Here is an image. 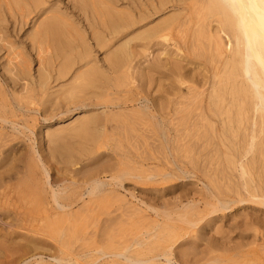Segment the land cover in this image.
<instances>
[{"label": "bare ground", "instance_id": "6f19581e", "mask_svg": "<svg viewBox=\"0 0 264 264\" xmlns=\"http://www.w3.org/2000/svg\"><path fill=\"white\" fill-rule=\"evenodd\" d=\"M51 1L52 0H0V264H29L28 260H34L36 259L35 257H40V250L42 248H48L51 244L53 243H57V247L55 246V244H53L55 247H53L54 249L57 248V252L51 256V259L54 263L56 264H70L72 262H77L78 260V254H81V253H78V254H75L73 253L72 250V247L71 245L72 244H76L78 242H81L80 244H83V247L84 249L86 248L87 245H90V247L92 249H90V247L88 246V248H86V251L87 249L89 250H92L94 251V254L95 256H97L96 260L97 259H101L102 258L105 260V256H110L111 259H109L110 261H103L105 264H264V233L261 229V231L259 232H262L261 236L259 235L260 233L258 232V230L260 229V226L263 228L264 227V217H261V216H257L256 215H247L248 212H246V215L245 217H243L244 219L241 220V221H238L236 219V222L235 221V224H229V225H222V221L223 219L226 220V215H224L223 217L220 215H218V212L219 211H225L229 208V211H230V208L236 204H246V205H243V206H247L249 203H253V204H259V205H262L264 207V174L263 175H257L256 174L254 175L252 170L253 169H258L260 168L261 170L257 171V172H260L263 170V172L261 173H264V151H263V147L261 149H258V150H255V152L253 154L252 157H250L249 160H245L244 157L246 158L248 156V154L250 153V151H248L249 153L245 154V156L242 154V152L240 151V155L238 157V162H241L240 166L241 168L243 169V171L245 172L246 171V176H249V179L247 181H244L242 182L241 186L239 184H235L234 185L232 184L231 185V181L229 182L230 185L228 187H230L233 191H231V193H228V188L226 190H224L220 184V182L218 181L219 180V177H221V181H224L227 177H230V176H227L226 178H222V170H221V164H219L217 161L216 165L218 164L219 166H209L211 168H214L216 167V171L218 170V168L220 167V170L222 172V174H220V176L218 175L217 172L219 171H215L216 174L219 176L217 177L216 175L215 177L218 178L217 182H215V177L214 175L212 174V178L213 180L209 177L210 174L206 175L205 172H202L203 174H205V176L209 177L208 180H206L205 178V182H209V179L212 180V182L214 183H210L208 185H210L211 187H208V189L206 190V192L204 190L203 193L200 194L201 191H198L202 188V185L201 187L198 189L197 187V193L199 196H197L199 198V201L198 203L196 204H182L183 202V199H184V196L181 197L182 195L185 194L184 191H182L181 189H179L180 191L184 192L181 193L182 195L178 196L179 195V192L175 191L176 188H175V183L177 182L175 179V181H173V178H181V176L183 175H188V171L183 170L182 167L179 165V163L177 161H175L176 163V166L174 165L175 163L171 162V164L169 163L168 167L171 165V167H169L170 171L166 172V173H163V174H160V172L158 173H155V171H150L149 169L148 170H145L147 168H143L142 167V170H141V173H138L140 172V170H138L137 172V169L133 170L135 172L133 173H137L135 174V176L131 173L132 170L131 168H127V169H124V170H129L128 172L124 171L123 168L121 169V165L122 166H125V164H121V163H125L126 160H124L125 162H122L120 159L118 160L119 162H117V165L119 166L120 164V169L119 168H116L112 166V170H113V173L110 180L108 181H105V180H102L100 179V177H94L95 175H93L92 173V177H90V179L88 178V180L85 182V186H83V188H86L85 189V193H82L80 195V197L76 198V196H79V194L81 193L80 190H79V185L80 184H77L78 185V190L77 193L75 188L73 189L74 191H67L66 188L63 187L62 184H60V186H62V190L61 189H55L53 188V185H51L50 181H49V171L52 169H49L46 168V163L44 162V158L45 157V153H44V150L41 149H38L36 151L35 147H33V145H28L29 146V150H28V153H29V157L32 159H30L29 161H31L32 165L34 166L33 168H30L32 167L31 166V163L30 165L28 164V167L29 169H31L30 173H35L37 172V170H39V174L42 175V177L44 176V179L41 180L42 178L39 177V179H37L35 181V178H31L29 176L30 173H29V176L28 175V172L29 170L27 171L26 167L27 164L24 166V168L26 169V171L24 170H21L23 167V165L21 166L22 168L20 169L21 172L24 171L25 174L27 172V177L24 175L23 177V174L19 176H22L20 178V180H23L22 184L23 186L21 188H19V192L17 193V197L15 199V197L12 196V194L9 192L7 185H6V182H5V179L8 178H12L13 175L16 174H10V169L9 167L5 166L4 164L7 163L8 161H13L16 162L17 161V158L16 155L14 154V148L16 145H14L13 143H15V141L19 143V135L22 134L25 130H29V128L25 125H21L19 123V119L22 118L23 116H27V115H30L32 113H42L41 111L37 110L38 108L34 109L35 106H42L44 112L43 114L46 116V111L48 110H45L44 108L48 105V103H51L50 99H52L53 97H57L59 100L57 103H61L60 101H62L61 105L63 108V106L65 108H63L65 111L63 112H66L69 114L70 110H68V106L66 105L68 103V101L70 99H67V98H71L72 97H68L69 95H66L67 98L65 97V99H67L66 103L64 102L63 104V99L61 100L60 97L58 96H62L64 95L65 93H67L69 91V86L68 84L70 83L71 84V81H73V84H74V87L76 86L75 83L77 82H86L84 84H89V86L85 87V85H82V83L78 84V86L80 87V92H85V91H88L89 90H86L88 89V87H90L89 89L90 90H93L91 91V93L89 92H85L87 93L86 98L85 96L82 97V94L80 95L79 93L77 94V96L79 95V98L81 97V99H85V100H78L77 99L75 100L77 103L74 105L73 102H71L74 106H75V109L73 110H76V109H80V108H87V107H97V106H100V104H110L112 105V103L110 102H114L113 99H115V97L113 96L112 97V94H111V99L112 101H110L108 103V100L104 97L106 96L108 90H112V87L117 83L116 81H120L121 80L122 82H125L127 80V78H130L129 77V73L130 71H128L130 69V65H131V60H133V58L136 57V54H135V50H134V46L133 45H137L139 42V40H136L135 42L137 44H132L133 40L139 38V37H142V35L145 37H143L142 39H144L143 41L146 43L148 40L149 42H151V45L152 43H156L159 42V38H162L161 37V34L165 33L163 32L162 30V27H163V24L165 25L166 21H165V18L166 15H163L164 17H161L163 18L164 20H161V22H154L155 24H153L152 26V22H151V28H146V24H144L145 22H147L148 20L150 21V18L155 15V14H158L161 10L159 8V6L161 7L160 3L161 2L159 0V2L157 0H155L156 2L159 3V6L158 4L155 5L154 3H151V9H149L148 7H145L144 5L143 6H135V8L131 7V8H127L126 10H118V8L116 7V5H112L109 3V1L107 0H81V4L80 6L76 7L75 9L78 10L84 17L85 21L87 22V25L88 27L90 28L91 30V33L89 32L90 35L93 36V41H94V44H95V41H96V45L98 44L99 47H94L97 49V48H103L105 49L106 46H110V45H114V44H111L109 43V41H117V42H120L119 45H115L116 48H114L115 50H113L112 48V52L107 54L106 55V52H105V57L103 61H105L106 63V68H104L103 70L100 68V67H97L98 65H94L93 63H91L92 61H90V59L92 58L90 55V52H89V49L88 48V44H86L85 42V37H83L81 31L78 29V25L75 24L74 22L76 21H73L71 19V17H68V13L66 11H61V7H60V10L58 11L57 9V6L58 5H55L54 3L51 4ZM114 1V0H113ZM145 1V0H144ZM148 3H149V0H147ZM146 1V2H147ZM151 1V0H150ZM154 1V0H153ZM164 1V0H163ZM162 1V3H163ZM165 1H168V0H165ZM166 5L167 2H165ZM177 1V0H176ZM180 1V0H179ZM178 1V3H179ZM188 3H193L194 1L192 0H187ZM191 1V2H190ZM197 2V0H195ZM202 3H204V5L208 6L207 8H211L212 11L211 13H215L214 11H216L217 14H215L217 17L215 18V15L211 14L210 13V9L209 10V14L212 15L215 19H213L212 17V21L209 19L211 16H208L209 20L212 22H207L209 23L208 27H210L212 25V27H210L209 29V32H208V29L205 30L204 27L202 30L199 29L198 32L201 31H204V32H208L206 33V35H208L212 46H213V51L217 52V57H218V60H220L221 62V66H223L225 69L228 68L229 69V65L230 67H233L235 69V72L234 74H229L230 76H234V78L229 77L227 76V81L228 78H232L231 80H233L234 84L232 83L231 86H229V84L227 83V81L223 79L224 82L227 83V86L229 87H223V88H220V87H217V85H226L224 83H220L217 82L215 83L216 85L214 84H211V87H210V84H209V87H210V91H208L207 95H206V100L203 101L202 99V102L201 105H197L199 102H193L192 104H195L197 106H199V108H197V112L192 108L191 111L193 112H196L195 114L194 113H190V115L194 114L195 115V119L199 120V121H205V124L207 123L206 121H208L209 123H207L206 126L209 127L208 130H210L208 133H220V131H218L215 127V123H217L218 125H220L221 129L222 130V134L220 135H223V132L226 130V132L228 131L227 129H229V131L231 130L232 132V129H230L229 127L231 126L229 123L231 122V119H237L235 121H237L238 123H240V125H244L248 123V121H246L248 118H247V115L251 113H248L249 111L250 112H258L259 110L261 111L262 110V107L264 106L262 104V102L264 101V0H201ZM200 1V2H201ZM53 2V1H52ZM70 2V1H69ZM124 2V1H123ZM170 2V1H169ZM186 0H184L183 3H185ZM195 2V3H196ZM199 2V1H198ZM125 3V2H124ZM128 3V2H127ZM143 3V2H142ZM147 3V4H148ZM163 3V4H164ZM51 4V5H50ZM69 4V3H68ZM139 4V3H138ZM162 4V5H163ZM197 4V3H196ZM194 4V5H196ZM199 4V3H198ZM119 5V4H118ZM149 5V4H148ZM165 5V4H164ZM165 5V7H166ZM170 5V4H169ZM202 5V4H200ZM77 6V5H76ZM124 6V5H123ZM203 6V5H202ZM206 6L204 7V9L201 8H197L198 10L201 9L200 11H203V16L205 15L204 13H207L205 12L206 11ZM192 7V6H191ZM197 5L195 6V9H196ZM199 7V5H198ZM162 8V7H161ZM194 8V7H193ZM191 8V13H192V9ZM64 9V7H63ZM188 9V8H187ZM196 9V10H197ZM167 11V9H166ZM169 11V10H168ZM172 11V10H171ZM171 11H169L171 14ZM78 12V13H79ZM174 12V11H173ZM178 12V11H177ZM197 12V11H196ZM199 12V11H198ZM76 12V14H78ZM165 13V12H164ZM176 13V12H175ZM184 13V12H183ZM182 13V14H183ZM194 13V12H193ZM80 14V15H81ZM167 14V12H166ZM168 14V15H169ZM177 14V13H176ZM176 14L173 15L176 17ZM180 14V13H178ZM180 14V15H182ZM187 14V13H186ZM159 15V14H158ZM194 16V14H192ZM197 15V13L195 14ZM198 15L200 16V13H198ZM197 15V16H198ZM201 15V16H202ZM172 16V15H171ZM172 16V17H173ZM178 18H179V15H177ZM191 16V15H190ZM198 18H201L199 17ZM206 16V15H205ZM207 16H206V19L203 20L204 22L208 19H207ZM170 17V16H168ZM185 17V16H184ZM186 17L189 18V21L190 23H192V20L194 19V25L196 22L197 25H199L200 21V25L201 26H204L205 23L199 19H197V17L195 16V18L193 17L192 20H190V17L189 15L187 14ZM177 18V19H178ZM184 18H182V21H183ZM196 19V20H195ZM158 20V19H157ZM170 20L174 21L175 24H176V18L175 19H171ZM186 20V18H185ZM184 20V22H185ZM199 20V21H198ZM160 21V20H159ZM170 21V22H171ZM180 20V22L183 24ZM189 21H186L187 25L185 26H190L189 24ZM196 21V22H195ZM179 22V24H180ZM140 23L144 24V26H140ZM162 23V24H160ZM169 23V22H168ZM166 23V24H168ZM204 23V25H203ZM214 23V24H213ZM29 24H32V28L31 29V32L28 31V29L26 28L27 25ZM169 25L165 26L167 27L166 30L169 31L171 28V26L175 25V24H172L169 23ZM181 24V25H182ZM84 25V24H83ZM162 25V27H161ZM196 25V27H197ZM180 26V25H179ZM184 26V27H185ZM189 26L186 27L188 28L189 30ZM206 26V25H205ZM225 26H228V32H226V30L224 29ZM80 27V26H79ZM193 27V26H192ZM207 27V28H208ZM230 27V28H229ZM164 28V27H163ZM179 29V27H177ZM199 28V27H198ZM181 29V28H180ZM193 29V28H192ZM227 29V27H226ZM131 30V32H130ZM142 30L144 31L142 33ZM177 30V29H176ZM183 30V29H181ZM181 30H178L180 32H183ZM187 30V31H188ZM196 30V28H195ZM175 31V30H174ZM177 31V33H178ZM185 30L184 35L185 33L187 32ZM197 31V30H196ZM230 31V32H229ZM130 32V33H129ZM162 32V33H161ZM179 32V34H180ZM192 32V33H191ZM190 32V36H192L191 34H195V31H192L191 30ZM194 32V33H193ZM170 33V32H169ZM188 33V32H187ZM186 33V34H187ZM203 33V32H202ZM200 32V35L202 37L200 38H204V34H202ZM196 34H198L196 32ZM165 35V34H164ZM199 35V34H198ZM198 35H193L192 37H197ZM130 36V37H129ZM163 36V35H162ZM165 36H168V33L166 32V35ZM180 36H183L180 34ZM187 37V35L185 36ZM194 37V38H195ZM207 37V36H206ZM205 37V38H206ZM207 37V38H208ZM92 38V37H90ZM89 38V39H90ZM184 38V37H183ZM198 40H204V39H199V37H197ZM225 38V39H224ZM141 39V40H142ZM155 39V42H153V40ZM158 39V40H156ZM168 39V38H167ZM166 39V41H167ZM191 39V37L189 38ZM107 40H108V43H107ZM147 40V41H146ZM163 39H161L160 41V44L158 45H162L161 42ZM186 40V38H185ZM192 40V39H191ZM188 41V42H191ZM195 40V39H194ZM197 40V39H196ZM195 40V41H196ZM198 43L199 44V42ZM208 41V39H205L204 41ZM92 41V40H91ZM164 40V42H166ZM195 41L192 40V42L195 43ZM206 41V42H207ZM142 42V45L141 47L142 48V51L138 52L136 50L137 55L139 53H142L140 54L141 57L143 55V52L145 53L146 51V46H147V43H146V46L144 45L145 43ZM182 42V41H181ZM186 42V41H184ZM191 42V43H192ZM91 43V42H90ZM116 43V42H115ZM134 43V42H133ZM141 43V42H140ZM144 43V44H143ZM183 43V42H182ZM201 43V42H200ZM157 44V43H156ZM181 44V43H180ZM185 44V43H184ZM182 44V45H184ZM189 44V43H188ZM206 44V43H205ZM192 44H190L189 46H191ZM195 44H193L192 46H194ZM200 45V44H199ZM207 45H208V42H207ZM138 46H140V44H138ZM138 46H135L138 48ZM150 46V45H148ZM157 46V45H155ZM164 46V44H163ZM162 46V47H163ZM175 46V45H174ZM203 46V44L201 45ZM209 46V45H208ZM212 46H211V49L209 48L208 52L210 50H212ZM153 48V45L151 46ZM160 47V46H159ZM178 47V46H177ZM180 47V46H179ZM184 47V46H183ZM205 47V46H204ZM100 48L99 51H101L102 49ZM149 48V47H148ZM151 48V49H152ZM156 48V47H155ZM154 48V49H155ZM165 48V47H164ZM188 48V47H187ZM195 48V46H194ZM202 48V47H200ZM208 48V47H205V49ZM117 49V50H116ZM150 49V48H149ZM150 49V50H151ZM160 49V48H159ZM180 49V48H179ZM178 49V50H179ZM190 49H193L190 47ZM108 50V49H106ZM148 50V49H147ZM158 50V49H156ZM163 50V49H161ZM165 50V49H164ZM163 50V51H164ZM182 50V49H181ZM183 50H185L183 48ZM200 50V49H199ZM149 51V50H148ZM147 51V52H148ZM152 51V50H151ZM160 51V50H159ZM166 51V50H165ZM168 51V50H167ZM176 51H177V48H176ZM190 51V50H189ZM193 51V50H192ZM198 52V55H200L199 53H202L200 51H198V46H197V50ZM195 50L193 52H196ZM202 51V50H201ZM205 51V50H204ZM209 52L210 54H214V52ZM146 52V53H147ZM154 52V51H153ZM161 52V51H160ZM170 52V51H169ZM178 52V51H177ZM175 52L176 54L180 55L179 53ZM186 52V51H184ZM191 52V51H190ZM207 52V50H206ZM145 53V54H146ZM150 53V52H149ZM148 53V54H149ZM162 53H167V52H162ZM173 53V52H172ZM74 54V56H72ZM94 54V53H92ZM104 54V53H103ZM160 54V53H158ZM170 54V53H169ZM174 54V53H173ZM175 54V55H176ZM187 54V52L185 53V55ZM195 54V53H194ZM193 54V55H194ZM197 54V53H196ZM207 55V53H204V55ZM209 54V55H210ZM215 54V56H216ZM96 55V54H94ZM158 55V58L160 57L161 59H164L167 55ZM172 55V54H171ZM171 55H168L169 57ZM175 55H174V58H175ZM93 56V55H92ZM147 56V55H146ZM145 56V57H146ZM162 56L164 58H162ZM181 56H183L181 54ZM201 56L203 57V55L201 54ZM213 56V58L211 57L210 60H214L215 57ZM91 57V58H90ZM94 57V56H93ZM139 57V56H137ZM136 57V58H137ZM140 57V58H141ZM142 57V58H143ZM167 57V58H169ZM192 57V55H191ZM197 57V56H196ZM95 58V57H94ZM102 58V59H103ZM135 58V60H136ZM157 58V56H156ZM172 59L173 56H171ZM177 59H179V56L176 57ZM195 58V57H194ZM198 58V57H197ZM200 58V57H199ZM205 58V56L203 57ZM201 58L203 61L204 59ZM138 59V58H137ZM148 59V58H147ZM154 59V58H153ZM183 59V58H182ZM180 59V60H182ZM206 59V58H205ZM209 59V58H208ZM92 60V59H91ZM134 60V61H135ZM139 60V59H138ZM142 60H145L142 59ZM156 60V59H155ZM159 60V59H158ZM167 60V59H166ZM176 60V59H175ZM180 60H177V61H180ZM185 60V63L187 62L186 61V58L184 59ZM216 60V59H215ZM214 60V62H215ZM95 61V60H94ZM134 61L132 62V64H134ZM140 61V60H139ZM162 61V60H161ZM165 61V60H164ZM183 61V60H182ZM197 61V60H196ZM199 61V60H198ZM136 62V61H135ZM141 62V61H140ZM145 62V61H144ZM157 62V61H156ZM167 62V61H166ZM164 62V63H166ZM194 62V61H192ZM207 62H210L209 60ZM213 62V61H211ZM210 62V63H211ZM36 64V69L34 71V69L32 68V65L33 64ZM97 63V62H96ZM149 63V62H148ZM169 63V62H168ZM191 63V62H190ZM198 63V62H195V64ZM206 63V61H205ZM216 63H217V60L214 65V68L216 66ZM77 64L78 66V71L74 73V75H72V77H69L71 80L68 81V83H66L64 81V79L66 77H68V75L72 72L71 70L73 69L72 67H74V65ZM140 64V63H139ZM143 64H146V63H143ZM153 64V63H152ZM161 64V63H160ZM218 64V63H217ZM105 65V64H104ZM136 65H138L136 63ZM150 65V64H149ZM156 65V64H155ZM166 66H164V70L167 68H169V65L167 66V64H164ZM171 65V64H170ZM178 65V64H177ZM175 65V66H177ZM182 65V64H181ZM180 65V66H181ZM188 65H189V62H188ZM198 65V64H196ZM202 65V64H199V66ZM211 64H209L210 66ZM220 65V64H218ZM217 65V66H218ZM34 66V65H33ZM145 66V65H143ZM146 66H148L146 64ZM151 66V65H150ZM185 66V64H184ZM192 66V65H191ZM195 66V65H194ZM194 66H192L194 68ZM213 66V65H212ZM76 67V66H75ZM131 67L133 68V66L131 65ZM178 67V66H177ZM204 67V66H202ZM138 69V66H136L134 68L133 71H135V69ZM141 68V66L139 67ZM145 67H142L141 69H143ZM159 68V67H158ZM186 68V66H185ZM184 68L185 71H189V70H186ZM191 68V69H193ZM196 68V67H195ZM210 68V72H211V68L212 67H209ZM216 68H219V67H216ZM216 68L213 69L216 71ZM75 69V68H74ZM146 69V68H145ZM144 69V70H145ZM148 69V67H147ZM153 69V68H152ZM157 69V68H156ZM160 69V68H159ZM158 69V71H159ZM170 69V68H169ZM200 69V68H199ZM206 69V68H205ZM125 73L127 72L126 76H122L123 78L121 79H116L114 81L115 84L112 83V79L110 78V76H112L113 74H117L121 71ZM139 70V69H138ZM161 70V69H160ZM168 70V69H166ZM176 70V69H175ZM197 70V69H196ZM221 70V69H220ZM71 71V72H70ZM74 71V70H73ZM76 71V70H75ZM131 71L130 72V75H132L131 73L134 74V72ZM137 71V70H136ZM185 71H182V72H185ZM192 72V70H190ZM215 71H213L212 73H215ZM233 71V70H232ZM117 72V73H116ZM122 72L121 75H124V73ZM140 72V71H138ZM143 72V70H142ZM147 72V71H146ZM154 73L156 71H153ZM161 72H163L161 70ZM180 72V70H179ZM194 74H197V71L195 73V71H193ZM192 72V73H193ZM199 72V71H198ZM202 72V71H201ZM206 72V70H205ZM209 72V71H207ZM209 72V73H210ZM220 72V71H218ZM137 73V72H136ZM157 73V72H156ZM160 73V72H159ZM165 74H167L166 72H164ZM162 73V74H164ZM175 73V72H174ZM208 73V74H209ZM112 74V75H111ZM139 74V73H138ZM142 73H140L141 75ZM169 74V73H168ZM194 74L192 77H194ZM199 74V73H198ZM202 74V73H201ZM220 74V78H221V73H218ZM223 74V73H222ZM71 75V74H70ZM110 75V76H109ZM146 75V74H145ZM144 75V76H145ZM156 75V74H155ZM158 75V73H157ZM161 75V74H160ZM171 75V74H170ZM186 75V74H185ZM188 75V74H187ZM207 75V74H206ZM206 75L205 76V80L204 82H206ZM217 75V74H216ZM225 74H223V77H224ZM134 77V75H132ZM138 76V75H137ZM153 76V75H152ZM166 76H169V75H166ZM164 76V77H166ZM177 76V75H176ZM180 76V75H179ZM189 76L192 81H193V78ZM201 76V75H200ZM204 76L202 75V77L204 78ZM212 76V74L210 75ZM215 76V75H213ZM212 76V78H213ZM226 76V75H225ZM113 77L117 78L116 75H114ZM120 77V75L118 76ZM126 77V79H124ZM157 77V76H155ZM160 77V76H159ZM163 79H167L168 77L164 78ZM183 77V75H182ZM188 78V76H185L184 78ZM199 77V76H198ZM197 77V79H198ZM201 77V79H202ZM218 77L219 80H217V77H216V80L217 81H220V78ZM113 78V79H115ZM147 78V77H146ZM154 78V77H153ZM158 78V77H157ZM162 78V77H161ZM131 79V78H130ZM129 79V80H130ZM149 79V78H147ZM169 79V78H168ZM172 79V77L170 78ZM176 77H174V80H168V82H171L173 84V82L175 81L174 85L177 86L179 85V81H176L175 80ZM181 78H178V80H180ZM195 79V77H194ZM200 79V78H199ZM198 79V81H199ZM85 80V81H84ZM134 80V79H133ZM139 80V79H138ZM182 80V79H181ZM180 80V81H181ZM185 81H187V79H184ZM196 80V79H195ZM214 80V82L216 81ZM230 80V82H231ZM64 81V82H62ZM148 81V80H147ZM146 81V82H147ZM155 81H157L155 79ZM160 81V80H159ZM158 81V82H159ZM166 80H163V82H165ZM173 81V82H172ZM183 81V80H182ZM88 82V83H87ZM122 82H120V84H123ZM128 82H132L131 81H128ZM126 81V84L128 83ZM135 82H138L137 80ZM140 82V81H139ZM167 82V81H166ZM179 82V83H177ZM195 82V81H194ZM229 82V83H230ZM119 83V82H118ZM151 83V82H150ZM153 83H156V82H153ZM160 83V82H159ZM185 83V82H184ZM188 83V82H187ZM69 84V85H70ZM71 84V85H73ZM119 85V86H115V90H116V87H122L124 88L125 85ZM145 85V83H142V85ZM158 84V83H156ZM155 84V85H156ZM190 84V83H189ZM197 84V83H195ZM70 85L71 88H73L72 86ZM141 85V84H140ZM163 86H165L166 84H161ZM160 85V86H161ZM168 85V84H167ZM171 85V84H170ZM183 85V84H182ZM203 85V83H201V86ZM213 85V86H212ZM85 88H83V87ZM154 87V84L152 85ZM158 86V85H157ZM169 86V85H168ZM176 86V87H177ZM187 86H189L188 84L185 86L186 89ZM192 86V84H191ZM190 86V87H191ZM196 86V85H195ZM195 86H192V89L191 90H195L194 87ZM199 86V85H198ZM217 88H216V87ZM222 86V85H221ZM127 87V86H126ZM125 87V88H126ZM140 87V86H139ZM142 87V86H141ZM162 87V86H161ZM167 87V86H166ZM173 87V85H172ZM200 87V86H199ZM70 88V89H71ZM118 88V89H119ZM120 88V89H122ZM124 88V89H125ZM159 88V87H158ZM169 88V87H168ZM175 88V87H174ZM178 88V87H177ZM196 88V87H195ZM201 88V87H200ZM79 89V88H77ZM81 89H85V91H82ZM144 89V87H143ZM153 89V88H151ZM156 89V87L154 88V90ZM163 89V88H161ZM171 89V88H170ZM203 89H205V84H204V88H202V90H200V92L202 91L203 92ZM147 90V89H146ZM153 90V91H154ZM158 90V89H157ZM156 90V91H157ZM173 90V89H171ZM170 90V91H171ZM177 90V89H176ZM175 90V91H176ZM179 90V89H178ZM152 91V92H153ZM162 91V90H161ZM188 91V90H187ZM193 91H192V94H193ZM197 91V94L199 93L198 91L199 90H195V92ZM219 91V92H218ZM73 92H75L73 90ZM77 92V90H76ZM124 92V91H123ZM129 92V91H128ZM146 92V91H145ZM151 92V93H152ZM159 92V91H158ZM153 92L154 93V97H156L157 95H155V93H157L158 95H160L161 97L164 96L166 93H163L164 90H163V94L161 92ZM166 92H169L168 90ZM172 92V91H171ZM177 92V91H176ZM189 92H190V89H189ZM194 92V97H195V100H196V93ZM72 93V92H70ZM117 93V92H116ZM121 93V92H120ZM152 93V94H153ZM162 95H161V94ZM173 93V92H172ZM173 94H175V92ZM180 93V91H179ZM188 93V92H187ZM191 93V92H190ZM190 93L188 94L189 96ZM218 93V95H217ZM74 95V93H72ZM84 94V93H83ZM114 94V93H113ZM119 94V93H117ZM178 94V93H177ZM181 94V93H180ZM180 94H178V97L181 96ZM201 93H199L198 95H200ZM220 94V95H219ZM147 95V94H146ZM170 95V94H169ZM192 95V96H193ZM203 95V93L201 94ZM218 96L219 98H217L216 96ZM76 95H74L73 99L75 98ZM76 96V97H77ZM89 96V97H88ZM104 98V102H105V99L107 100V102H97V101H100L99 97L101 98L102 100V97ZM150 96V95H149ZM148 96V98H149ZM153 95H151L152 97ZM177 97V95H175ZM186 96V94L184 95ZM187 96V97H189ZM109 97V96H108ZM166 97V96H164ZM193 97V98H194ZM200 97V96H199ZM198 97V98H199ZM203 97V96H202ZM216 99H215V98ZM98 98V99H97ZM117 98V97H116ZM124 98V96L122 97ZM137 98V97H136ZM167 98V103L166 105H168V103L170 104L172 101H176L177 100L175 99V97L171 100L168 98V96L166 97ZM183 98V96H182ZM92 99H96L97 101L96 102H92L93 100ZM119 99V98H118ZM128 99V98H127ZM127 99L125 98V100L127 101ZM139 99V97L137 98ZM146 99V98H145ZM150 99V98H149ZM156 99V98H154ZM160 99H164V98H160ZM168 99L171 101L168 102ZM181 99V98H180ZM134 100V98H133ZM132 100V101H133ZM148 100V99H147ZM152 100V99H151ZM182 100V99H181ZM191 100V99H190ZM54 101V100H53ZM71 101V100H70ZM69 101V102H70ZM122 102V100H120ZM125 101V103H126ZM131 101V102H132ZM146 101V100H145ZM156 101V100H154ZM153 101V102H154ZM159 101V99H158ZM89 102V103H88ZM124 102V101H123ZM122 102V103H123ZM161 102H163V100H161ZM166 102V100H165ZM180 102V101H179ZM189 102V101H187ZM187 102H185V104L187 105ZM204 102V103H203ZM71 103H68V105H70ZM117 103V101H116ZM120 103V102H119ZM127 103H130L129 101H127ZM138 103V102H136ZM140 103V102H139ZM157 103V102H155ZM178 103V102H177ZM191 103V102H189ZM115 104V103H114ZM121 104V103H120ZM180 104V103H179ZM184 104V103H183ZM50 105V104H49ZM48 105V106H49ZM52 105V104H51ZM54 105H57V104H54ZM143 105V104H142ZM149 105V104H148ZM171 105V104H170ZM173 105V104H172ZM195 105V106H196ZM263 105V106H262ZM144 106V105H143ZM151 106V105H150ZM161 106V105H160ZM177 106V105H176ZM174 106V107H176ZM180 106V105H179ZM188 106V105H187ZM191 106V105H190ZM117 108H120L121 106L120 105H117L116 106ZM156 107V106H155ZM158 107V106H157ZM165 107V106H164ZM178 107V106H177ZM181 107V106H180ZM249 107V108H248ZM41 108V109H42ZM56 108V107H55ZM55 108L53 110H55ZM58 108V107H57ZM109 108V107H108ZM143 108V107H142ZM145 108H148V107H145ZM162 110H163V106L161 107ZM167 108V107H166ZM264 108V107H263ZM59 109V108H58ZM94 109V108H93ZM135 109L137 108H134V111H136ZM139 109V108H138ZM157 109V108H156ZM159 109V107H158ZM157 109V110H158ZM176 109V108H175ZM179 109V107H178ZM177 109V110H178ZM188 108H186V111H187ZM191 109V108H190ZM188 109V110H190ZM73 110H72V113H73ZM102 110V109H101ZM122 110V109H121ZM120 110V111H121ZM125 110V109H124ZM132 109L130 108L129 111H131ZM173 110V108H172ZM182 110V108H181ZM180 110V111H181ZM80 111V110H79ZM84 111V109H83ZM89 111V109L87 110ZM105 112V109L103 110ZM116 111V110H114ZM113 111V112H114ZM141 111V110H140ZM159 111V110H158ZM168 111V110H167ZM167 111H163L162 113L165 114V116H167ZM49 112H50V109H49ZM56 112V111H55ZM58 112V111H57ZM56 112V113H57ZM90 112V111H89ZM93 112V110H92ZM95 112V110H94ZM111 111H109L110 113ZM119 111L117 110V114ZM122 112L124 111H121V114ZM98 113V111H97ZM100 113H102V111H100ZM109 113L107 114V116L109 115ZM125 113V112H124ZM128 113V111H127ZM138 113L140 114V112L138 111ZM167 113V114H166ZM172 113V112H171ZM188 113V111L186 112ZM42 114V116H43ZM82 114V113H81ZM85 114V113H84ZM92 114V113H91ZM99 114V113H98ZM113 113H111L109 116H111ZM119 114L121 117L119 116H114V117H119L122 118V115ZM133 114V115H132ZM132 114L129 113V115H132V116H135L137 114L134 115V112L132 111ZM159 114V113H158ZM161 114V112H160ZM174 115L177 116V114H175V112L173 113ZM253 114V113H252ZM48 115H51V114H48ZM61 115V114H60ZM59 115V117H60ZM65 115V114H64ZM70 115V114H69ZM76 115V114H75ZM83 115V114H82ZM95 115V116H94ZM93 116L89 117L88 120H87V123H85L84 121V124L82 123V126H80L81 124V120L85 119V118H82L80 119V123L77 122V120L74 122V121H71L73 123H76V125L79 123L78 126L80 127H76L75 129L74 128H71L72 126L74 127V125L71 124V129L74 130L73 132H71V129H70V132L71 133H76V129L80 130L83 132V134H85V132H87L88 135H86L87 137H89V133L92 132L91 128L95 126L94 122L97 121V117L96 116L97 114L94 113ZM127 114V117L129 116ZM148 116V113L145 114V116ZM153 115V113H152ZM186 115L185 113H183V116ZM189 115V114H188ZM189 115V116H190ZM264 115V113H263ZM261 115V117L264 118V116ZM33 116V115H32ZM31 115L28 116V119L27 117H24L25 120H29L30 118L29 117H32ZM66 116V115H65ZM68 116V115H67ZM89 116V114H88ZM105 116L107 119L109 117ZM146 116V118H147ZM164 116V117H165ZM170 116L169 118L172 119L174 118L172 115H168ZM171 116L173 118H171ZM187 116V115H186ZM254 116V114H253ZM257 116V115H256ZM57 117V116H55ZM63 117V116H62ZM69 117V116H68ZM87 117V116H86ZM127 117H124V119H126ZM130 117V116H129ZM128 117V118H129ZM138 117V116H137ZM136 117V118H137ZM139 117H142L143 119L145 118L144 116H139ZM163 117V118H164ZM177 117H180L177 116ZM176 117V119H178ZM181 117H182V113H181ZM251 118V116H249ZM34 119V117H32ZM31 118V119H32ZM42 118V117H41ZM65 118V117H64ZM63 118V119H64ZM67 118V117H66ZM72 118V116H71ZM78 118V117H77ZM99 118V117H98ZM101 118H104L101 117ZM113 118V115L110 119ZM128 118L126 119V121H129ZM152 118V117H151ZM214 118H216V120L218 119V122H214ZM262 118V119H263ZM46 119V118H44ZM48 119V117H47ZM50 119V118H49ZM87 119V118H86ZM85 119V121H86ZM130 119V118H129ZM135 119V118H133ZM141 120V121H144V120H147V119H144V120ZM161 119H162V116H161ZM168 119V118H166ZM181 120H183L182 118H180ZM189 119H191V116L189 117ZM246 119V120H245ZM23 120V118H22ZM35 120V119H34ZM53 120V119H52ZM59 120V119H58ZM66 120V119H65ZM75 120V119H74ZM103 121V119H101ZM115 120H117V118H114V121L112 120H108V121H112V122H115V123H118L116 122ZM122 119H120V124L122 125ZM137 120L136 121H133L131 120L132 122H127L125 123L124 121V125L126 126V124H132L133 125V122H136L135 124L138 125L137 123L138 122H141L139 121L138 119H135ZM150 120V119H149ZM152 120V119H151ZM155 120V119H153ZM152 120V121H153ZM180 120V121H181ZM186 119H184L185 121ZM193 120V118H192ZM196 120V121H197ZM210 120V121H209ZM249 120V119H248ZM257 120V119H256ZM37 121V120H36ZM36 121L34 123H36ZM48 121V120H47ZM60 121V120H59ZM69 121V120H68ZM100 121V118L99 120ZM101 121V122H102ZM107 121V122H108ZM119 121V120H117ZM164 121V120H163ZM168 121V120H167ZM195 120L194 121H191L192 123L193 122H196ZM198 121V123H199ZM212 121V122H211ZM246 123H245V122ZM24 122V121H23ZM33 122V120L30 121V123ZM105 122V123H107ZM145 122V121H144ZM150 122V121H149ZM148 122V123H149ZM176 122V121H174ZM172 122V126H173V123ZM188 122V121H187ZM186 122V125L190 122L187 123ZM200 122V125L198 124V126H202L203 123L201 124ZM233 122V121H232ZM244 122V124H243ZM254 122V121H253ZM252 122V123H253ZM42 123V122H41ZM44 123V122H43ZM146 123V122H145ZM165 123V122H164ZM167 123V122H166ZM169 123V122H168ZM181 123V122H180ZM235 123V122H234ZM237 123V124H238ZM55 124V123H54ZM53 124V125H54ZM57 124V123H56ZM91 124H94L93 126ZM97 124V123H96ZM109 124V122H108ZM140 124V123H139ZM147 124V123H146ZM156 124V123H155ZM171 124V123H170ZM182 124V123H181ZM184 124V123H183ZM182 124V125H183ZM195 124V123H194ZM197 124V123H196ZM236 124V125H237ZM249 124V123H248ZM256 124V122H255ZM27 125V124H26ZM29 125V124H28ZM52 125V124H51ZM52 125V126H53ZM62 125V124H61ZM112 125V124H111ZM116 125V124H114ZM113 126L116 127V126ZM136 125H133L134 127H137ZM150 125V124H149ZM180 125V124H179ZM178 125V126H179ZM230 125V126H229ZM235 125V124H234ZM235 125V126H236ZM245 125V126H246ZM32 126H35V125H32L31 124V128L32 129L33 127ZM68 126V125H67ZM70 126V125H69ZM68 126V128H69ZM92 126V127H91ZM107 126V125H106ZM111 126V127H112ZM138 126H141L138 125ZM143 126H145L143 124ZM148 126V124H147ZM170 126V125H168ZM166 126V127H168ZM172 126H170V128H172ZM185 126V124H184ZM182 126V127H184ZM191 126H193L192 128V131H194V125L192 124ZM196 126V127H198ZM205 126V127H206ZM229 126V127H228ZM239 126V124H238ZM252 126L253 125H249L248 127H245V132L247 131H250V135H245L246 138L247 137H251V138H258L257 136L259 135V137L261 136V131L264 130L262 129L261 127H259V129L261 131H259L257 134L258 135H253V133L255 134V130L253 131L252 129ZM38 127V126H37ZM41 127V126H40ZM63 127V126H61ZM66 127V126H65ZM98 127V126H97ZM103 127V126H101ZM122 126H120L119 128H121ZM142 127V126H141ZM151 128H153V124L152 126L150 125ZM155 127V126H154ZM174 127H177L176 124H174ZM188 127V125H187ZM186 127V128H187ZM189 127H190V124H189ZM200 127H198L197 129H200ZM206 127V128H208ZM240 127V126H239ZM255 127V126H253ZM21 128V129H20ZM25 129L24 131L22 130ZM68 128L66 127L67 131ZM107 128V127H106ZM117 128V127H116ZM114 128V130L116 129ZM126 128V127H125ZM124 128V129H125ZM144 128V127H143ZM142 128V129H143ZM148 129H150L149 127H146ZM145 128V129H146ZM233 128V127H232ZM35 129V128H34ZM43 129H45L43 127ZM60 129V128H59ZM62 129V128H61ZM65 130V128H63ZM118 129V128H117ZM116 129V130H117ZM140 129V127H139ZM144 129V130H145ZM154 129V128H153ZM167 129V128H166ZM179 129V128H178ZM182 129V128H181ZM185 129V127L183 128ZM239 129V128H238ZM244 129V127H243ZM256 129L258 130V127L256 126ZM22 130V131H21ZM63 130V133L66 131ZM94 130V129H93ZM109 130V129H108ZM119 130V129H118ZM128 130L127 128L125 129V131ZM157 130V129H156ZM155 130V132H156ZM174 130V129H173ZM177 130V129H176ZM175 130V131H176ZM196 130V129H195ZM204 130V129H200V132ZM241 130V129H240ZM31 131V130H30ZM33 131V130H32ZM42 131V130H41ZM54 131V130H52ZM125 131H121L123 132L124 134H127L125 133ZM131 131V129L129 130ZM128 131V133H129ZM134 131V135H135V130H132ZM150 131V130H148ZM160 131V130H158ZM198 131V130H197ZM229 131L227 132V134L229 133ZM237 131V130H236ZM244 131V130H243ZM241 132L240 131V135L241 133L244 135L245 132ZM27 132V131H26ZM40 132V130H39ZM57 132V131H55ZM55 132H52V133H55ZM80 132V134L82 133ZM110 132V131H108ZM106 132V134L108 133ZM113 132V131H112ZM120 130H119V133H121ZM139 132V131H137ZM154 133V130L152 131ZM174 132V131H173ZM178 132V131H177ZM184 132V130H183ZM188 132V131H187ZM192 132V133H193ZM205 132V133H204ZM204 132H202L201 135H206V132L207 130L205 129ZM225 132V133H226ZM37 133V132H36ZM44 133V132H43ZM50 133V132H49ZM51 133V134H52ZM59 133V132H58ZM62 134V131L60 132ZM59 133V134H60ZM67 133V132H66ZM79 133V132H77ZM93 133V132H92ZM96 134V132H94ZM98 133V131H97ZM122 133V134H123ZM131 133V132H130ZM149 133V132H148ZM151 133V131H150ZM153 133L151 134L153 136ZM160 133V132H159ZM176 133V132H175ZM181 133V132H180ZM179 133V134H180ZM189 133V132H188ZM198 133V132H196ZM194 133V136L195 135H198V139H199V133L196 134ZM210 133V134H211ZM235 133V132H234ZM237 133V132H236ZM239 133V131H238ZM264 133V132H262ZM26 134H30L29 132H27ZM69 134V133H68ZM100 135V133H98ZM97 134V135H98ZM110 136L112 137L113 135H111V133H109ZM117 131H116V135H117ZM140 134V132L138 133ZM138 134L136 135V137H140L141 138V135L138 136ZM145 134V133H144ZM177 134V137H179L180 135L178 133ZM185 134V133H183ZM208 134V136L210 135ZM233 134V133H232ZM231 134V135H232ZM36 135V134H35ZM54 135V134H53ZM57 135V133H56ZM79 135V134H78ZM92 135V134H91ZM103 135V133H102ZM115 135V134H114ZM115 135V136H116ZM120 135V134H119ZM129 135V134H128ZM131 136L133 135V132L132 134H130ZM150 135V134H148ZM155 135V134H154ZM189 134H186V136H188ZM191 135V134H190ZM200 135V136H201ZM30 136H32V134H30ZM37 136V135H36ZM45 136V135H44ZM55 136V135H54ZM66 136V134H65ZM64 136V139L65 138H69V136L67 135L66 137ZM73 135H71V138H72ZM77 136V134H76ZM80 137H83L84 138V135H79ZM85 136V138H87ZM106 136V135H105ZM114 136V137H115ZM118 136V135H117ZM116 136V137H117ZM167 136V135H166ZM174 136V135H173ZM172 136V137H173ZM182 136V135H181ZM185 136V135H184ZM207 136V135H206ZM228 136H230L228 134ZM39 137V136H38ZM63 137V136H62ZM94 137V135H93ZM98 137V136H97ZM96 136L94 138H97ZM107 138H109V135L106 136ZM116 137H115V140H116ZM121 137V136H120ZM155 137V136H154ZM169 137V136H168ZM167 137V138H168ZM190 139H191V136H189ZM213 138V135L211 136ZM217 137V136H216ZM236 137V135H235ZM36 138V137H35ZM41 138V137H40ZM53 138V137H51ZM59 138V137H58ZM91 138V137H89ZM122 138V137H121ZM124 138H126V135H124ZM129 138V137H128ZM126 138V140L128 139ZM133 138V137H132ZM162 138H165V137H162ZM166 138V139H167ZM176 138V136H175ZM202 138V137H201ZM211 138V139H212ZM218 138V137H217ZM224 138V137H223ZM243 138V137H242ZM245 138V137H244ZM243 138V140H244ZM255 138V139H256ZM22 139V138H21ZM25 139V138H24ZM34 139V138H33ZM42 139V138H41ZM72 139H75L77 141V137H74ZM82 138H78V140L80 141H84L83 139L81 140ZM93 139V138H92ZM102 139V138H101ZM106 139V138H105ZM118 139V138H117ZM135 139V138H134ZM132 139V140H134ZM137 139V138H136ZM144 139V138H142ZM146 139V138H145ZM149 139V138H147ZM155 139V138H154ZM165 139V140H166ZM169 139V138H168ZM182 139V138H180ZM185 139V137H184ZM188 137L186 138L185 142L187 141ZM192 139H197V138H194L192 137ZM197 139V140H198ZM210 139V138H209ZM226 139V137H225ZM231 139H232V136H231ZM250 139V138H249ZM259 139V138H258ZM30 140V139H28ZM35 140V139H34ZM32 140V141H34ZM52 140V139H50ZM62 140V138H61ZM60 140V142H61ZM69 140V139H68ZM90 140V139H89ZM89 140H85L86 141V144L87 142H89ZM98 140H100L98 138ZM98 140H97V143H98ZM114 140V141H115ZM119 141H122V139H118ZM117 140V141H118ZM129 140V139H128ZM131 140V139H130ZM139 140V139H138ZM152 140V139H150ZM171 141H173L172 139H170ZM192 140V141H193ZM213 141H215L214 139H212ZM218 140V139H217ZM240 140H241V137H240ZM248 140V139H247ZM263 140V139H262ZM43 141V140H42ZM45 141V140H44ZM67 141V139H66ZM66 141L63 140L64 142V145L67 144L65 143ZM94 142V139L92 140ZM102 141V140H101ZM112 141L111 138L109 140V142ZM116 141V142H117ZM118 141V142H119ZM146 141V140H145ZM149 141V140H148ZM147 141V143H149ZM155 141V140H154ZM159 142V139L156 140ZM196 140H194L195 142ZM203 141V140H202ZM206 141V139H205ZM204 141V143H205ZM209 141V140H208ZM246 141V140H245ZM36 142V141H35ZM34 142V143H35ZM39 142V141H38ZM62 142V143H63ZM69 142V141H68ZM70 142H72V140L70 139ZM69 142V143H70ZM74 142V141H73ZM92 142V143H93ZM117 142V143H118ZM124 142V141H123ZM128 142V141H126ZM137 144L139 145V142L136 140ZM135 142V143H136ZM144 142V140H143ZM167 142V141H166ZM181 142V141H180ZM184 142V141H183ZM194 142H193V145H194ZM211 142V141H210ZM227 142V141H226ZM237 142V141H236ZM248 142V141H247ZM26 143V142H25ZM79 144L81 143H84V142H78ZM96 143V144H97ZM107 143V142H106ZM112 143V142H111ZM115 143V142H114ZM115 143L117 146L118 144ZM125 143V142H124ZM129 143V142H128ZM131 143V141H130ZM145 143V142H144ZM145 143V144H147ZM151 143H154L151 141ZM175 143H177L175 141ZM201 143V142H200ZM234 143V142H233ZM239 143V141H238ZM237 143V144H238ZM243 143V142H241ZM245 143V142H244ZM261 143V142H260ZM264 142H262L263 144ZM23 143H21L22 145ZM40 144V143H39ZM42 144V143H41ZM78 144V145H79ZM88 144H91L88 143ZM119 144L121 145L122 143L119 142ZM142 145V142L140 143ZM160 144V142H159ZM158 144V145H159ZM166 144V143H165ZM169 144V143H168ZM178 144H179V139H178ZM176 144V145H178ZM191 144V142L189 143L188 142V147H186L187 149H185L186 151L189 150V145ZM207 144V143H205ZM211 144L213 143H210V146ZM240 144V143H239ZM238 144V145H239ZM257 144H259L258 142L256 143V146ZM20 145V146H21ZM24 145V144H23ZM27 145V144H26ZM48 145V144H47ZM73 144L71 143L70 147L72 146ZM77 145V142L76 144L73 145V147H75ZM77 145V148H82V147H78ZM82 145V144H81ZM98 147L99 148H102L105 146L104 143L101 142V146L100 147V142L98 143ZM125 145V144H124ZM131 145V144H129ZM134 145V144H133ZM132 145V146H133ZM136 145V144H135ZM144 145V144H143ZM152 146V144H150ZM155 145V144H154ZM175 145V144H174ZM202 145H203V142H202ZM214 145V144H213ZM231 145V144H230ZM241 145V144H240ZM264 145V144H263ZM20 146H18L20 148ZM37 146H40L37 144ZM54 146V145H53ZM62 146V144H61ZM83 146V145H82ZM92 146H97V145H93ZM113 147V150L115 151V149H119V147ZM157 146V145H156ZM171 146V145H170ZM183 146V145H182ZM185 146V145H184ZM192 146V144L190 145ZM196 146V145H194ZM197 146H198V143H197ZM227 146V145H226ZM244 146V145H243ZM17 147V146H16ZM46 147V146H45ZM69 147V145H68ZM66 147V149L68 148ZM84 147V146H83ZM122 147V146H121ZM120 147V148H121ZM129 146H127L128 148ZM131 147V146H130ZM135 149L137 148L136 146H134ZM140 147V145H139ZM144 147V146H143ZM147 147V146H146ZM161 147V146H160ZM167 147V146H166ZM173 147V146H172ZM175 147V146H174ZM203 147V146H202ZM207 147V146H205ZM258 147H261L260 144ZM44 148V147H42ZM51 148V147H50ZM59 148V147H58ZM64 148V147H63ZM90 148H93V147H90ZM89 148V151H88V154L90 152V149ZM115 148V149H114ZM133 148V147H132ZM155 148V146H154ZM153 148V149H154ZM158 148V147H157ZM156 148V149H157ZM180 148V147H179ZM194 148V147H193ZM199 148V147H198ZM215 148V147H214ZM217 148V147H216ZM227 148V147H226ZM232 148V147H230ZM229 148V149H230ZM236 148V147H235ZM242 148V147H241ZM18 149V148H17ZM16 149V150H17ZM22 149V148H20ZM87 149V148H86ZM122 149V148H121ZM120 149V150H121ZM125 149V148H124ZM134 149V148H133ZM139 149V148H138ZM143 149V148H142ZM153 149H150V146H149V150H152ZM161 149V148H159ZM157 149L156 151L158 152ZM172 149V148H171ZM197 149V148H196ZM203 149V148H201ZM201 149L199 148L200 152L203 154V153H206V152H202ZM205 149V148H204ZM234 149V147H233ZM239 149V148H238ZM243 149V148H242ZM256 149V147H255ZM69 151H71L72 149L68 148ZM77 151H79V149H76ZM85 150V149H84ZM109 150V149H108ZM115 151L117 152V154L120 152L123 153V151L121 150H118V151ZM129 150V149H128ZM163 150V148H162ZM178 150V147L177 148H173L172 151H176L177 152ZM181 150V149H180ZM192 150V148H191ZM212 150V149H210ZM209 150V151H210ZM246 148L244 149V152H245ZM21 151V150H20ZM57 152H59V150H56ZM64 151V150H63ZM66 151V150H65ZM64 151V153H65ZM74 151V150H73ZM83 151V150H81ZM92 151V150H91ZM98 151V150H97ZM95 151L96 154L99 153L100 154V151ZM112 151V152H114ZM131 151V150H130ZM133 151V150H132ZM136 151L137 149L135 150V152H133L132 154H136ZM141 151V149L139 150ZM144 151V150H143ZM171 151V152H172ZM184 151V150H183ZM195 151V150H194ZM205 151H207V154H208V149H206ZM234 151V150H232ZM61 152V151H60ZM76 152V151H75ZM74 152V153H75ZM94 151H92L93 153ZM138 152V151H137ZM142 152V151H141ZM151 152V151H150ZM170 152V151H169ZM170 152V153H171ZM188 153L190 151H187ZM186 152V153H187ZM197 152V151H196ZM198 152V154L200 153ZM222 152L223 149H222ZM226 152V151H225ZM229 152V151H228ZM243 152V153H244ZM253 152V151H252ZM21 153H24L23 151ZM26 153V152H25ZM44 153V154H43ZM56 153V152H55ZM73 153V156L75 155ZM81 153V152H80ZM85 153V152H83ZM83 153L82 156H83ZM140 153V152H139ZM144 153V152H143ZM147 153V152H145ZM155 153V152H153ZM163 153V152H162ZM181 154V152H179L178 150V153L177 154ZM185 153V151H184ZM187 153V154H188ZM212 153V152H210ZM216 153V151H215ZM231 153H234V152H231ZM230 153V154H231ZM68 154V153H67ZM72 154V152H71ZM70 154V155H71ZM76 154H78L76 152ZM86 154V155H88ZM91 154V153H90ZM95 155V153H93ZM102 154V152H101ZM116 154V155H117ZM125 154V153H124ZM123 154V155H124ZM128 152L126 151V154L127 155ZM134 154V156L136 157V160L139 159V154L138 156H136ZM161 154V152H160ZM164 154L167 155V153L164 152ZM163 154V155H164ZM186 154V155H187ZM190 154V153H189ZM193 154V153H192ZM191 154V155H192ZM197 154V153H196ZM197 154V155H198ZM201 154V155H202ZM19 155V154H18ZM25 155H28V154H25ZM48 155H50L48 153ZM55 155V154H54ZM92 155V154H91ZM90 155V156H91ZM98 155V154H97ZM95 155V156H97ZM109 155V154H107ZM122 155V154H120ZM119 155V156H120ZM147 155V154H146ZM153 155V154H152ZM155 155V154H154ZM196 155V156H197ZM199 155V157L201 156ZM205 155V154H204ZM211 155L213 156V154H210L209 158L211 157ZM53 156V155H52ZM57 156V155H56ZM69 156V155H68ZM78 156V155H77ZM81 156V157H82ZM89 156V155H88ZM105 156V155H104ZM113 156V155H112ZM117 155L118 158H121ZM132 156V155H131ZM144 156V155H142ZM150 156V155H149ZM159 156V155H158ZM172 156H175L173 155L172 153ZM184 156V155H183ZM190 156V155H189ZM187 156V159L188 157ZM194 156V155H193ZM195 156V157H196ZM237 156V155H236ZM251 156V154H250ZM25 157V156H24ZM63 157V155H62ZM80 157V158H81ZM87 157V156H86ZM98 157V156H97ZM101 157H103V155H101ZM108 157V156H107ZM110 157V156H109ZM126 157V156H124ZM128 157L130 158V156L128 155ZM146 157V156H145ZM157 156H154L152 158H156ZM162 157V156H161ZM159 157V158H161ZM163 157H169V155L167 156H163ZM207 158V163H208V156H205ZM215 157V156H213ZM217 157V156H216ZM21 158V156L19 155V159ZM28 158V157H27ZM49 158V157H48ZM47 158V159H48ZM50 158H51V155H50ZM53 158V157H52ZM60 158V156H59ZM64 158V157H63ZM79 158V159H80ZM82 158H85V157H82ZM90 158V157H89ZM88 158V159H89ZM93 158L92 161H94V156L92 155L91 156V159ZM106 158V157H105ZM114 158V157H113ZM111 158L110 160L111 161H114L115 159ZM123 158V156H122ZM134 158V157H133ZM141 158V157H140ZM152 158L149 157V160H151ZM158 158V159H159ZM175 158V157H174ZM186 158V157H185ZM192 159V156L190 157ZM197 158V157H196ZM206 158L203 157L204 160H206ZM222 158V157H221ZM23 159V158H22ZM29 159V158H28ZM28 159H26L28 161ZM71 159V158H70ZM74 159V158H72ZM97 159V158H96ZM95 159V161H96ZM101 159V158H100ZM107 159V158H106ZM113 159V160H112ZM124 159V158H123ZM143 159V157H142ZM157 159V160H158ZM169 159V158H168ZM167 159V162H170L169 160ZM177 159V158H175ZM179 159V157H178ZM177 159V160H178ZM184 159V157H183ZM186 159V160H187ZM199 159H202V156L201 158ZM244 159V161L246 162H242V160ZM55 160V159H54ZM53 160V161H54ZM60 160V159H59ZM69 160V159H68ZM75 160V159H74ZM98 160V159H97ZM130 161L133 160V159H129ZM135 160V159H134ZM180 160V159H179ZM196 160V159H195ZM213 161V159H211ZM218 160V158H217ZM220 160V159H219ZM231 160V159H230ZM22 161V160H21ZM20 161V162H21ZM47 161V160H46ZM50 161V159L48 160V162ZM65 161V159H64ZM77 161V160H76ZM74 161V162H76ZM82 161V159H81ZM88 161V160H87ZM90 161V159H89ZM94 161V162H95ZM99 161V160H98ZM97 161V162H98ZM108 161V159H107ZM117 161V159L115 160ZM121 161V162H120ZM153 161V159H152ZM156 161V160H155ZM162 161V159H161ZM198 161V160H196ZM210 161V165H212V163L215 161L212 162ZM224 161V160H222ZM84 162V161H83ZM102 162V161H101ZM128 162V161H127ZM133 162V161H132ZM139 162V161H138ZM140 162H141V159H140ZM142 162H146L145 160L142 161ZM164 162V161H163ZM166 162V161H165ZM164 162V164H165ZM212 162V163H211ZM227 162V161H226ZM25 163V161L23 162ZM29 163V162H28ZM51 163V161L49 162ZM77 163H80V160L79 162ZM86 164L89 163L91 164V162H85ZM111 163V162H110ZM184 163H186V161H184ZM191 165L193 163V161L191 162ZM189 163V164H190ZM198 163V162H197ZM204 163V162H203ZM201 163V164H203ZM206 163V161H205ZM206 163V164H207ZM235 163V161L233 162ZM15 164V163H14ZM58 164V163H56ZM61 166L64 164H62V162L60 163ZM60 164H58L57 166L61 167ZM74 164V163H73ZM72 164V165H73ZM76 164V163H75ZM81 164V163H80ZM84 164V163H83ZM81 164V166L83 165ZM92 164H95V163H92ZM127 164V163H126ZM129 164V162H128ZM138 164V163H137ZM163 164V163H162ZM163 164V165H164ZM188 164V165H189ZM200 164V163H199ZM215 164V162L213 163ZM229 164V163H228ZM238 164V163H237ZM48 165V164H47ZM50 165V164H49ZM53 165V162L51 163V166ZM65 165V164H64ZM63 165V167H64ZM85 165V164H84ZM102 165V164H101ZM106 165V164H105ZM109 165V164H108ZM134 165V163H133ZM139 165V164H138ZM143 165V163H142ZM225 165V164H224ZM232 166H234V164H231ZM230 165L231 168H234ZM13 166V165H12ZM15 166V165H14ZM69 166V165H68ZM71 166V164H70ZM76 166V165H75ZM87 166V165H86ZM85 166V167H86ZM90 166V165H89ZM100 166V165H99ZM107 166V165H106ZM104 166V168L106 167ZM111 166V164L109 165ZM108 166V167H109ZM117 166V167H118ZM128 166V165H127ZM166 166V165H165ZM186 166V165H185ZM198 166V164L196 165ZM201 166V165H200ZM208 166V165H207ZM56 167V166H55ZM62 167V168H63ZM84 167V166H83ZM95 167V166H94ZM135 167V166H134ZM187 167V166H186ZM191 167V166H190ZM199 167V166H198ZM204 167V165H203ZM226 167V165H225ZM224 167V169H225ZM229 167V165H228ZM226 167V168H228ZM4 168H7L6 170H3ZM36 168V169H35ZM67 168H70V167H67ZM93 168V167H92ZM101 168V167H100ZM118 169V170H115L114 169ZM125 168V167H124ZM149 168V167H148ZM193 168V167H192ZM202 168V166H201ZM13 169V167L11 168ZM65 169V168H64ZM63 169V171H64ZM77 169V168H76ZM79 169H81L79 167ZM85 169V168H83ZM88 169V167H87ZM103 169V168H102ZM107 168H105L104 170H101V169H98L99 171H105ZM109 168V171L111 170ZM134 169V168H133ZM160 169V168H158ZM156 168V170H158ZM195 169V168H194ZM200 169V168H199ZM207 169V168H206ZM210 169V168H209ZM208 169V170H209ZM223 169V170H224ZM242 169H239V170H242ZM15 170V169H14ZM33 170V171H32ZM35 170V171H34ZM59 170V169H58ZM65 170H68V169H65ZM71 169H69L68 171H70ZM78 170V169H77ZM96 170V169H95ZM94 170V171H95ZM152 170H155V169H152ZM164 169H162L161 171H163ZM196 170V169H195ZM202 170V169H201ZM213 170V169H211ZM215 170V168H214ZM214 170L213 172H210V173H214ZM233 170V169H231ZM235 170V168H234ZM13 171V170H12ZM11 171V172H12ZM52 171V170H51ZM54 171V170H53ZM52 171V172H53ZM85 171V170H84ZM88 171V170H87ZM97 171V170H96ZM107 171V170H106ZM159 171V170H158ZM194 171V170H193ZM207 171V170H205ZM227 171V170H226ZM225 171V172H226ZM9 172V173H8ZM14 172V171H13ZM23 172V173H24ZM58 172V171H57ZM61 172V171H59ZM65 172V171H64ZM73 173L77 171L73 170L72 171ZM115 172V173H114ZM146 172H149L148 174L149 175H146L147 173ZM154 172V173H153ZM165 172V170H164ZM228 172V171H227ZM226 172V173H227ZM231 172H234V171H231ZM8 173V174H7ZM18 173V172H17ZM56 173V172H55ZM63 173V172H62ZM79 173V172H78ZM83 173V172H82ZM95 173V172H93ZM98 173V172H97ZM96 173V176H98ZM106 173V172H104ZM107 173H110V172H107ZM146 173V174H145ZM230 173V172H229ZM236 173V172H235ZM241 173V172H240ZM243 173V172H242ZM36 176L38 174L35 173ZM38 174V175H39ZM59 174V173H57ZM56 174V175H57ZM64 174H67L66 177L68 178H71L70 180H74L75 178L72 179V177L68 176V173H64ZM90 174V176H91ZM101 174V173H100ZM183 174V175H182ZM225 174V173H224ZM223 174V175H224ZM232 174V173H231ZM248 174V175H247ZM258 174V173H257ZM34 175V174H33ZM51 175V174H50ZM61 175V174H60ZM72 175V174H71ZM88 175V174H87ZM86 175V176H87ZM102 175V174H101ZM103 175H106V174H103ZM201 175V174H200ZM233 175V174H232ZM19 176H14L15 177V180L19 179ZM35 176V175H34ZM33 176V177H34ZM65 176V175H64ZM74 176V175H73ZM85 176V175H84ZM125 176H131L130 178L131 179H134L135 181L131 180L130 182V179L129 181L127 179H124L126 178ZM158 176H160L159 178L160 179H156ZM242 176H244V174H242ZM6 177V178H5ZM18 177V178H17ZM62 176H60L61 178ZM89 177V176H88ZM102 177V176H101ZM134 177V178H132ZM186 176H184L185 178ZM191 177V176H190ZM194 177V176H193ZM193 177H191L193 179ZM201 177H204V176H201ZM224 177V176H223ZM237 177V176H236ZM245 177V176H244ZM5 178V179H4ZM58 178V177H57ZM65 178V177H64ZM63 178V179H64ZM79 178V176H78ZM76 178V179H78ZM172 178V179H171ZM233 178V177H232ZM238 178V177H237ZM243 178V177H242ZM7 179V180H8ZM56 179V178H55ZM136 179H141V180H144L143 182H145L144 184L142 183V188L143 185H145L146 183H149L151 185V183H154L155 181H157L155 184L156 186H154V184L151 185V188L150 185L149 187L151 188L150 190H148L149 192H151L152 196L154 195V197L152 196H148V197H145V196H142L144 197V200L146 201V203H144V207L145 209H140L137 211V209L134 208V210L131 209V213H130V208L127 206V203L125 206H127L129 209H128V212L127 213V210L126 212H120L117 211V213H113L114 215L112 216V214H109V215H106L108 216L107 218L103 217V219H100L101 215L99 214L101 212V214L103 215V213L105 214L107 212V209H108V212H111L109 211V209L111 210L110 206L111 204H117L116 200L119 201V199L121 198L122 200H124L123 202H125L126 200L124 199V196L123 195H120L119 196V193L118 195H116V191L117 190L115 186H123V184L125 183V181H128L127 184H130V183H134L136 182L137 180ZM190 179V178H189ZM203 179V178H202ZM203 179V180H204ZM229 179V178H228ZM231 179V178H230ZM229 179V180H230ZM16 180V181H17ZM57 180V179H56ZM82 181H85L84 178L81 179ZM79 180V181H81ZM140 180V181H141ZM152 181L151 183L150 182H147V181ZM174 182L175 185H170V186H166V184L168 182ZM233 180V179H232ZM41 181V183L39 182ZM58 181V180H57ZM56 181V182H57ZM60 181V180H59ZM69 182V180H67ZM81 181V182H82ZM180 181V180H179ZM188 181V179H187ZM226 181V180H225ZM9 182L12 183V181L9 180ZM35 182V184H34ZM55 182V181H54ZM65 183V181L63 183L65 184H68ZM72 182V181H71ZM78 182V180L76 181ZM130 182V183H129ZM138 182V181H137ZM137 182L136 184L134 185H137ZM172 182V183H173ZM204 182V181H203ZM220 184V186L216 183ZM228 182V180L226 181ZM234 181H232L233 183ZM8 183V182H7ZM15 184V182H13ZM17 183V182H16ZM19 183V182H18ZM17 183V184H18ZM58 183V182H57ZM56 183V184H57ZM70 183V182H69ZM125 183V184H126ZM139 183V182H138ZM141 183H140V186H141ZM169 183V184H170ZM195 183V182H194ZM222 183H225V182H222ZM229 183H227L226 185H228ZM33 184V185H32ZM54 184V183H53ZM75 184V183H73ZM190 184V183H189ZM207 184V183H206ZM58 185V184H57ZM56 185V186H57ZM82 185V184H81ZM133 185V186H134ZM139 185V184H138ZM148 185V184H146ZM157 185H162L161 188H159V186ZM179 186H182L180 185V183L178 184ZM191 185V184H190ZM193 185V184H192ZM218 185V186H217ZM224 185V184H223ZM226 185H224L225 187H227ZM66 186V185H64ZM70 186V185H69ZM74 186V185H73ZM131 186V185H130ZM16 187V184L14 185V189ZM58 187V186H57ZM125 187V186H123ZM145 187H148V186H145ZM155 187V188H154ZM158 187V188H156ZM177 187V186H176ZM190 187V186H189ZM195 187H196V184H195ZM221 187V189L219 188ZM61 188V187H60ZM70 188V187H68ZM67 188V189H68ZM73 188V187H72ZM76 188V189H77ZM119 188V187H118ZM133 188V187H131ZM130 188V189H131ZM139 188V187H138ZM137 188V189H138ZM175 188V189H174ZM179 188V187H178ZM183 188V187H182ZM191 188V187H190ZM229 188V189H230ZM243 188V189H242ZM10 189V188H9ZM81 189V187H80ZM121 189V188H120ZM125 189V188H124ZM145 189V188H144ZM188 189V187H187ZM192 189V188H191ZM196 189V188H194ZM17 190V189H16ZM25 190V191H24ZM36 191L35 193L33 191ZM71 190V188H70ZM82 190V189H81ZM122 190V189H121ZM128 190V188H127ZM132 190V189H131ZM130 190L129 193H132V191ZM136 189H134L133 193L136 192L135 191ZM140 190V189H139ZM143 191V189H141ZM242 190V191H241ZM244 190V191H243ZM24 191V192H23ZM191 191V190H189ZM188 191V192H189ZM193 191V190H192ZM196 191V190H194ZM226 191V192H224ZM229 191V192H230ZM30 192L33 193V196L32 198L30 199H27L26 200V195H28ZM74 192V193H73ZM140 192V191H139ZM126 193V192H125ZM128 193V194H129ZM132 193V195H133ZM164 193H170L168 195H173L174 193H176V197L174 196H170L171 199L170 200H167L166 198L165 199H158L159 197H155L156 195H162ZM178 193V194H177ZM233 193V194H232ZM14 194V193H13ZM77 194V195H76ZM86 194V196L88 197V201L86 200L84 202V204L80 206V210L78 209L79 212H75L73 210L72 212V206L75 205L76 202H80L82 201L84 195ZM136 194H139V193H136ZM141 194V193H140ZM195 194V192H194ZM230 194V195H229ZM232 194V195H231ZM19 195L20 197L23 196V198H19ZM145 195V194H144ZM167 195V194H166ZM190 195L193 196V193L191 194L190 192ZM197 194H195V197H196ZM119 196V199L117 198ZM123 196V197H122ZM134 196V195H133ZM136 196V195H135ZM141 196V195H140ZM147 196V195H146ZM185 198L188 199V195L185 194ZM188 196V197H187ZM190 196V197H192ZM130 198H133L131 196H129ZM162 197V196H161ZM85 198V197H84ZM113 200H112V199ZM135 198V197H134ZM78 199H80L78 201ZM105 200V202H104ZM122 200H120L122 202ZM142 200V199H141ZM143 200V201H144ZM17 201H19L20 203H17ZM106 201H108V203L110 204L109 201H111L112 203L107 205L109 206V208H106L104 210H106V212H103V211H100L98 213V210L100 209L101 210V207L102 205L104 204H107ZM115 201V202H113ZM129 201V200H128ZM136 201V200H135ZM188 201V200H187ZM100 202L102 203L100 205ZM134 202V201H133ZM138 202V201H137ZM189 202V201H188ZM193 202V201H191ZM83 203V202H81ZM132 203V201L130 202ZM141 203V202H140ZM138 202V204H140ZM143 203V202H142ZM199 203H203L204 207L203 209H199L198 208V205ZM137 204V203H135ZM250 204V205H251ZM121 205V204H120ZM142 205V204H140ZM201 205V206H203ZM257 205V207L259 206ZM106 206V205H105ZM106 206V207H107ZM117 206V205H116ZM130 206V205H129ZM252 206V205H251ZM255 206V205H253ZM252 206V207H253ZM112 207V206H111ZM125 207V208H127ZM132 207V206H131ZM209 207V209L207 208ZM248 207V206H247ZM252 207H249V208H252ZM260 207V206H259ZM259 207L257 208L259 210ZM77 208V207H76ZM104 208V206L102 207ZM116 208H119L118 206ZM116 208L114 207L113 210ZM121 208V207H120ZM123 208V207H122ZM133 208V207H132ZM201 208V207H200ZM244 207H242L243 209ZM98 209V210H97ZM204 209H208L206 211H203ZM112 210V211H113ZM114 210V212H115ZM124 210V209H122ZM121 210V211H122ZM238 210H240L238 208ZM248 210V209H247ZM251 210V209H250ZM256 209H254L253 211H255ZM256 210V211H258ZM263 210V209H262ZM234 211V210H233ZM255 211V213H257ZM264 211V210H263ZM261 211V212H263ZM118 212H120L121 214H119ZM235 212V211H234ZM260 212V211H259ZM258 212V213H259ZM13 214L12 218L6 216V214L10 215V214ZM98 213V214H97ZM118 214V215H117ZM232 214V213H231ZM234 214V213H233ZM236 214V212H235ZM243 214V213H241ZM240 214V215H241ZM252 214V213H251ZM260 214V213H259ZM264 216V212L262 213ZM100 215V216H99ZM230 215V214H229ZM233 216V215H232ZM231 216V217H232ZM239 216V214H238ZM242 216V215H241ZM230 217V216H229ZM235 217V216H234ZM223 218V219H222ZM233 218V217H232ZM231 218V219H232ZM227 219H228V216H227ZM230 218L228 219L229 221L231 220ZM57 220V221H56ZM234 220V218H233ZM59 223L60 224H63V225H60V226H57ZM231 223V222H230ZM67 224V226H66ZM65 225V226H64ZM81 227L82 229H80L79 231V227ZM259 226V229H257L256 227ZM58 227V228H57ZM244 229H243V228ZM59 229V230H56ZM61 228V229H60ZM242 228V229H241ZM90 229V230H89ZM127 229H129L131 232V234H127V232L125 233V231H127ZM211 230L212 234L208 231ZM250 229L252 231V233H247V232H250ZM89 230V231H88ZM249 230V231H248ZM57 231V232H56ZM118 232V233H117ZM55 234L58 235V237H56ZM118 234L120 235L119 237L117 235ZM123 233V235H122ZM125 233V234H124ZM129 233V232H128ZM127 234V235H126ZM69 235V236H68ZM129 236L130 238L126 237V236ZM260 237H259V236ZM122 236V237H121ZM124 236V237H123ZM218 236V237H216ZM117 237L119 239H117ZM127 238V239H123V238ZM259 237V238H258ZM72 238V239H71ZM122 239V240H121ZM257 240H261V244L258 248H254L252 246V244H254L255 241ZM256 243V242H255ZM79 244V243H78ZM77 245V244H76ZM74 245V246H76ZM203 245V246H202ZM257 245V244H256ZM259 245V244H258ZM73 246V245H72ZM82 246V245H81ZM80 246V247H81ZM78 247V246H77ZM51 248V253L53 252L52 250V246L49 247ZM48 248V249H49ZM76 248V247H75ZM74 249V248H73ZM82 249V248H80ZM78 248V250H80ZM56 250V249H55ZM77 248H76V251H78ZM89 250V251H90ZM263 251V253H261V251ZM43 251V250H42ZM41 251V252H42ZM81 251V250H80ZM84 251V250H83ZM55 252V251H54ZM79 252V251H78ZM85 252V251H84ZM88 252V251H87ZM222 252L224 254H222ZM42 253H45V252H42ZM50 253V254H51ZM90 253V252H88ZM53 254V253H52ZM86 254V253H85ZM91 254V253H90ZM93 254V255H94ZM38 255V256H37ZM82 255L84 256V254L82 253ZM86 257V256H85ZM92 257V256H91ZM87 258V257H86ZM84 258V259H86ZM83 259V260H84ZM91 259L92 260H95V258H90V261L89 263L86 262L85 260V263L87 264H93L91 262ZM94 261V264L98 262L97 261ZM79 261V260H78ZM164 261V262H163ZM52 262V263H53ZM81 262V261H80ZM79 262V263H80ZM101 262V263H102ZM36 264H44L43 262H36ZM78 264V263H77ZM82 264V263H81ZM84 264V262H83ZM100 264V262H99Z\"/></svg>", "mask_w": 264, "mask_h": 264}, {"label": "rangeland", "instance_id": "374dc122", "mask_svg": "<svg viewBox=\"0 0 264 264\" xmlns=\"http://www.w3.org/2000/svg\"><path fill=\"white\" fill-rule=\"evenodd\" d=\"M53 1V2H52ZM51 1V4L52 3H54L55 5H58L57 6V9H58V11L60 10V7H61V11H66L67 13H68V17H71V19L73 20V21H75L74 23L75 24H77L78 26V29L81 31V33H82V35H83V37H85V42H86V44H88L87 46H88V48H90L89 49V52H90V56L92 57H90L91 59H90V61H92L91 63H93L94 65H98L97 67H100L102 70L104 69V68H106V63H105V61H103L104 60V58L103 57H105V52H106V55L107 54H109V53H111L113 50H115L114 48H116L115 47V45L117 46V45H119V43L120 42H117L116 40L115 41H113V43H112V41H109V43H111V44H114L113 46L112 45H110V46H106V48L105 49H103V48H101L102 50L101 51H99L100 50V48H95V47H99V45L97 44L96 45V41H95V44H94V41H93V36L92 35H90L89 34V32L91 33V30H90V28L88 27V25H87V22L85 21V19H84V17H83V15L78 11V10H76L77 8L76 7H78V6H80V4L82 3L81 2V0H52ZM70 1V2H69ZM107 1H109V3L110 4H112V5H116V7L118 8V10H120V11H122L123 9L124 10H126L128 7L129 8H131V7H133V8H135V6H137V7H141V6H145V7H148L149 9H151L150 7V5H151V3H154L155 5H157L158 4V6H159V3H160V5H161V7L159 6V8H160V12L158 13V14H155V15H153L151 18H150V21L148 20L147 22H145L144 24H146V26H144V24L142 23H140V26L139 27H141V26H144V27H146V28H151L152 26H153V24H155L154 22H156V23H158V22H161V20H164L163 18H161V17H164L163 15H166V17H164L165 18V21H166V23H171V25L172 24H175V20L173 21H171L170 20V18L171 19H175L176 18V24L175 25H173V26H171V27H173V28H171L169 31H167L166 30V28L168 27L167 25H169L170 26V24L168 23V24H166L165 23V25L163 24V27H162V25H161V27H162V30H163V32H165V33H163V34H161V37L162 38H159L160 40H159V42H157L156 41V43L154 44V43H152V45H153V48L151 47L152 45H151V42L152 41H150L149 42V40L146 42L147 43V46H146V43L144 42L145 40L144 39H142L143 37H145V35L143 36L142 35V37H139V38H137V39H135V40H133V42H132V44H137L135 41L136 40H139L138 42V44H140V46H138V44L137 45H133L134 46V52H135V54H136V57L137 56H139V57H135L136 58V60H135V58H133V60H131V65L133 66V68L131 67V65H130V69L128 70V71H130L131 69V71H133L134 70V68L136 67V66H138V69L136 68L135 69V71H133L134 72V74L133 73H131L132 75H134V77L132 76V75H130V72L129 73H127V72H123V70H122V72L124 73V75H121L122 74V72L121 71H119L120 72V74L119 73H117V74H111L112 76H110V78L112 79V83L113 84H115L114 83V81L116 80V79H121V78H123L124 76H126L127 74H129V77L131 78H127V82L128 81H131L132 80V82H128L127 83V85L126 84H124V83H126V81L125 82H122L121 80L120 81H116V83H117V85L115 84L113 87H112V90H108V92H107V94H106V96H104L107 100H108V98H109V100H108V103L110 102V101H112V100H110L111 99V94H112V97L114 96L115 97V99H113V101L114 102H110V103H112V105H110V104H107V103H105V102H107V100L105 99V102H104V98H103V96H101L102 97V100H101V98L99 97V99H100V101H97L96 99H92L93 101V103L94 102H99V103H101L102 101L105 103V104H100V106H97V107H85V108H80V109H76V110H73V109H75V104L77 103L75 100L77 99V101L78 100H85V99H83L84 97L83 96H85V95H87V93H85V92H88V91H85V89H81L82 91H85V92H80V91H78V90H80V87L78 86V84H80V83H82V85H85V87H87V86H89V84H84V83H86V82H83V81H81V82H77V83H75V87H74V84H73V81H71V84H73V85H71L70 83V85L73 87V88H71L70 87V85L68 84V88H69V91L67 92V93H65L64 95H62V96H58V97H60V99L62 100L63 99V104H64V102L66 103V101H67V99H70L69 101H68V103H71V102H73V101H75L73 104L71 103L70 105H68V103L66 104L68 107V110H70V112H69V114L68 113H66V112H63V111H65L63 108H65L64 106H63V108H61L62 107V105H61V103H62V101H60L61 103H57L59 100H57V99H59V98H57V97H53L52 99H50V101H51V103H48V105L44 108L45 110H47L45 113H46V116L43 114V112H44V110H43V108H42V106H35L34 107V109H36V108H38L37 110H39V111H43L42 113H32V114H30L32 117H34V119L32 118V117H29L30 119L29 120H25L24 119V117H27V119H28V116H30V115H27V116H23L22 118H23V120H22V118H20L19 120V123L21 124V125H25V126H27L28 128H29V130H25V129H23L22 128V130L24 131L22 134H20L19 135V143H20V141H21V143H23L22 145H21V143L20 144H18L16 141H15V143H13L14 145H16L15 146V150H14V154L16 155V157H18L17 158V161L16 162H14L13 163V161H12V163H11V161H8L7 163H5L4 165L5 166H7V167H9V169H10V174H15V172H16V174L15 175H13V177L12 178H10V179H8V178H4L5 179V182H6V185H7V187H9L8 188V190H9V192L12 194V196L13 197H15V199H16V197L18 196L17 195V193L19 192V188H21L22 186H23V184H22V182H23V180H20V178L22 177V176H19V174L20 175H22L23 174V177H24V175L26 176L27 175V172H26V174H25V172L24 171H26V169H27V167H28V164L30 165V163H31V161H29L31 158L29 157V153H28V150H29V144L30 145H33V147H35V149H36V151L38 150V149H40V147H41V149H45L44 150V155H45V157L46 158H44V162L46 163V168H48V170H50L51 168V170L53 171H49V181H50V183H51V185H53V188H55V189H61L62 190V188L64 187V188H68V187H70L71 188V190H70V188H66V190L67 191H74L73 189L75 188V190H76V192L75 193H77V191H79L80 190V194L79 193H77V194H79V196H76V198H78V197H80V195L82 194V193H85L86 191H85V189L86 188H83V186L84 187H86L84 184H85V182L88 180V178L90 179V177H92L93 175H95L94 177H100V179H102V180H105V181H109L110 180V178H111V176H112V174L111 173H113V170L111 169L112 168V166H113V168L114 167H116V168H119L120 169V165L121 164H125V166H122L121 165V169L123 168V170L124 169H127V168H131L132 170H130V171H132L131 173L135 176V174H137V173H133V172H135V171H133V170H135V169H137V172H138V170H140V172H138V173H141V170H142V167L143 168H147V169H145V170H150V171H155V173H159L160 172V174H163V173H166V172H168V171H170V169H169V167H171V162H173V163H175V161H177L178 163H179V165L182 167V169L183 170H185L186 169V171H188L187 173H188V175L186 174V175H183V176H181V178L182 179H180V178H173V181H175V179H177L176 181V185L174 184V182L172 183H170V182H168L167 184H166V186H170V185H175V188H176V190L175 191H177V192H179V195L178 196H180V195H182L181 193H183L184 194V192H185V194L186 195H188L187 197H188V199H186L185 197V194L184 195H182L181 197H183L184 196V199H183V202H182V204H196V203H198V201H199V198L197 197V196H199L201 193H203L204 191L206 192V190L208 189V187H211L212 185L210 184V183H214V182H212V180H213V178L211 177L212 176V174L214 175V174H216V172L217 171H219V172H217L218 173V175L220 176V174H222V172H223V174L221 175L222 176V178H223V180H224V178H226L227 176H230V177H227L225 180L227 181L228 180V182H226L225 180L224 181H221L222 179H221V177H219L217 174V177H219V180H218V178L217 177H215L216 175H214V177H215V182H217V180L220 182V184L222 185L221 187L224 189V190H226L227 188V190H228V192L226 193V194H228V193H231V191H233L230 187H228L229 185H230V183H231V185L233 184L234 185V183L236 184H239L240 186H241V184H242V182H244V181H247L248 179H249V176H246V171L244 172L243 171V169L241 168V166H240V164H241V162H238V160L240 159H238V157H239V155H240V151L242 152V154L245 156V154H246V156H247V154L249 153L248 151H250V153L248 154V156L245 158L244 157V159L246 160L247 158V160H249L250 159V157H252L253 155H255V154H253L254 152H255V150H258V149H261L262 147V149H263V151H264V143L262 144V142H264V133H262V132H264V130H260L259 129V127H261L262 129H264V118L263 117H261V115H263V113H264V101L262 102V110L260 111H258V112H248V113H251V115L250 114H248L247 115V118L249 119H245L246 121H248V123H247V125L246 124H244V122H243V124L244 125H240V123H238L237 121V119L235 118V119H231V122L229 123L230 125V129H232V132H231V130L229 131V129H227L228 131H229V135L230 136H228V134H227V132H226V130L223 132V135H220V134H222V130H220L221 129V127H220V125H218L217 123H215V127H216V129L218 130V131H220V133H218V134H216V133H208L210 130H208L209 129V127L208 126H206L207 125V123H209L208 121H206L207 123L205 124V121H204V123H203V121L201 122V121H199V120H197V119H195V113L197 112V108H199V106H197V105H201V103L200 102H202V99H203V101H205L206 99V95H207V93H208V91H210V87H211V84H214V85H216L215 83L217 82V84H218V82H222V83H224V84H226V85H223V84H221V85H217V87H220V88H223V87H226L227 86V83L229 84V86H231V84L234 82L233 80H231L232 78H234V76L232 77V76H230L229 74H234V72H235V69L233 68V67H230V65L228 66L229 67V69L228 68H224L223 66H221V62H220V60H218V57H217V52L215 51H213L214 49H213V46H212V44H211V46H212V50H210L209 52L211 53L212 51L214 52V54L212 53V54H210L209 52H208V50H209V48L211 49V46H210V44L209 43H211V42H209L210 41V39H209V37H208V35H206V33H208L209 32V29H210V27H212V25L210 26V27H208V25H209V23H207V22H210V23H212L213 21L211 20L212 19V15L214 14H217L216 13V11H214L215 13H211V11H212V9L211 8H207L208 6H206V5H204V3H202V1L201 0H197V2L195 1V0H192V1H194L193 3H188V1L186 0V2L185 3H183L184 2V0H168V1H165V2H167V4L168 5H166V3H164V1L163 0H160L161 2H159V0H157L158 2H156L155 0L153 1V0H149V3H148V1L147 0H107ZM125 3H124V2ZM147 1V2H146ZM162 1H163V3L166 5V7H165V5L162 3ZM170 1V2H169ZM178 1H179V3H178ZM199 1V2H198ZM201 1V2H200ZM128 2V3H127ZM143 2V3H142ZM151 2V3H150ZM191 2V1H190ZM197 4H196V3ZM69 3V4H68ZM139 3V4H138ZM149 5H148V4ZM199 3V4H198ZM50 4V5H51ZM119 4V5H118ZM163 4V5H162ZM194 4H196L197 5V7H196V9L197 8H201L202 7V9H204L205 10V6H206V11L205 12H207V13H204L206 16L208 15V16H211L210 18L207 16V19H208V21L206 20L205 22L203 21V20H205L206 19V16L204 15H202L203 14V12H204V10L203 11H200L201 9H195V6L196 5H194ZM200 4H202V5H200ZM77 5V6H76ZM124 5V6H123ZM198 5H199V7H198ZM192 6V7H191ZM63 7H64V9H63ZM194 7V8H193ZM76 8V9H75ZM121 8H122V10H121ZM188 8V9H187ZM191 8H193L192 10V13H191ZM166 9H167V11H166ZM208 9H210V13L212 14V15H210L209 14V10ZM171 11V14H169L170 12L169 11ZM174 11V12H173ZM178 11V12H177ZM197 11V12H196ZM199 11V12H198ZM76 12L78 13V14H76ZM165 12V13H164ZM166 12H167V14H166ZM177 14H176V13ZM184 12V13H183ZM194 12V13H193ZM178 13H180V14H182V15H180V14H178ZM189 15V17H190V20H192L193 19V17L195 18V16L197 17V19H199V20H201L202 19V21L205 23V25H204V23H203V25L204 26H201L200 25V23H201V21H200V23H199V25H197V23L198 22H196L195 23V25H194V19L192 20V23H190V21H189V18L188 17H186V15L187 14ZM197 13V15H198V13H200V16L199 17H201V18H198V16L197 15H195ZM202 13V14H201ZM81 14V15H80ZM169 14V15H168ZM176 14V17L175 16H173V15H175ZM192 14H194V16L192 15ZM173 17H172V16ZM177 15H179V18H178V16ZM191 15V16H190ZM202 15V16H201ZM168 16H170V17H168ZM185 16V17H184ZM205 19H204V18ZM217 16L215 15V18H216ZM178 18V19H177ZM182 18H184L183 19V21H182ZM185 18H186V20H185ZM214 17H213V19H215ZM158 19V20H157ZM156 20V21H155ZM160 20V21H159ZM180 20L183 22V24L180 22ZM184 20H185V22H184ZM196 20V19H195ZM198 20V21H199ZM154 21V22H153ZM171 21V22H170ZM186 21H189V24H190V26H189V30H188V28H186V27H188V26H185V25H187V23H186ZM151 22H152V26H151ZM179 22H180V24H179ZM84 24V25H83ZM160 24H162V23H160ZM182 24V25H181ZM208 24V25H207ZM214 24V23H213ZM180 25V26H179ZM196 25H197V27H196ZM80 26V27H79ZM151 26V27H150ZM165 26H167V27H165ZM185 26V27H184ZM193 26V27H192ZM30 27H32V24H29V25H27L26 26V28L28 29V31H30L31 32V29L32 28H30ZM177 27H179V29L177 28ZM199 27V28H198ZM204 27H206V28H204ZM208 27V28H207ZM226 27H227V29H226ZM169 28V27H168ZM167 28V29H168ZM183 29V30H181V29ZM193 28V29H192ZM195 28H196V30H195ZM205 29V30H207L208 29V32H204V31H201L202 29ZM230 28V27H229ZM177 29V30H176ZM199 29H201L200 30V32L202 33V34H204L203 36H204V38L205 39H208V45H207V42L206 41H204L205 39L204 38H200V37H202L201 35H200V32H198V30ZM224 29L226 30V32H228V26H225L224 27ZM175 30V31H174ZM178 30H181V31H183V32H185V30L188 32H186L185 33V35H184V33L183 32H180V31H178ZM191 30L192 31H195V34H191L192 36L193 35H198L197 37H199V39H204V40H198V38L197 37H192V36H190V32H191ZM211 30V29H210ZM177 31H178V33H177ZM130 32H131V30H130ZM129 32V33H130ZM144 31L142 30V33H143ZM166 32L168 33V36H165L166 35ZM170 32V33H169ZM179 32H180V34L181 35H183V36H180V34H179ZM196 32L198 33V34H196ZM230 32V31H229ZM162 33V32H161ZM192 33V32H191ZM194 33V32H193ZM165 34V35H164ZM163 35V36H162ZM187 35V37H185ZM90 37H92V38H90ZM130 37V36H129ZM184 37V38H183ZM191 37V39L193 40V41H195L196 39L198 40V42H199V44L198 43H196L197 42V40L195 41V43L194 42H192V40L191 39H189ZM90 38V39H89ZM168 38V39H167ZM185 38H186V40H185ZM142 39V40H141ZM161 39H163L162 41L163 42H161V44L162 45H158V44H160V41H161ZM166 39H167V41H166ZM195 39V40H194ZM225 39V38H224ZM92 40V41H91ZM144 40V41H143ZM156 40H158V39H156ZM164 40L166 41V42H164ZM191 40V42H188V41H190ZM183 43H182V42ZM184 41H186V42H184ZM91 42V43H90ZM116 42V43H115ZM141 42V43H140ZM142 42H144L143 44L146 46L145 48H146V51H145V53L143 52V55H144V57L142 58L141 57V55L140 54H142V53H139L138 55H137V53L138 52H140V51H142V48L143 47H141V46H143L142 45ZM153 42H155V39L153 40ZM201 42V43H200ZM107 43H108V40H107ZM108 43V44H109ZM181 43V44H180ZM185 43V44H184ZM189 43V44H188ZM206 43V44H205ZM163 44H164V46H163ZM182 44H184V45H182ZM190 44H195L194 46H195V48H194V46H189ZM203 44V46H201ZM94 45H95V47H94ZM148 45H150V46H148ZM155 45H157V46H155ZM175 45V46H174ZM135 46H138V48L137 47H135ZM160 46V47H159ZM163 46V47H162ZM178 46V47H177ZM180 46V47H179ZM184 46V47H183ZM197 46H198V51H200V52H202V53H199L200 55H198V52L196 51L197 50ZM208 47V48H206L205 49V47ZM152 50H150L149 48ZM156 47V48H155ZM165 47V48H164ZM188 47V48H187ZM190 47L191 48H193V49H190ZM200 47H202V48H200ZM113 50H112V49ZM155 48V49H154ZM160 48V49H159ZM176 48H177V51H176ZM180 48V49H179ZM183 48L185 49V50H183ZM106 49H108V50H106ZM148 49V50H147ZM156 49H158V50H156ZM161 49H165L164 51L163 50H161ZM179 49V50H178ZM182 49V50H181ZM200 49V50H199ZM117 50V49H116ZM136 50L138 51V52H136ZM161 52H160V51ZM168 50V51H167ZM191 52H190V51ZM195 50L196 52H193V51ZM202 50V51H201ZM205 50V51H204ZM206 50H207V52H206ZM105 51V52H104ZM154 51V52H153ZM170 51V52H169ZM184 51H186L187 52V54L185 55V53L186 52H184ZM150 52V53H149ZM162 52H167V53H162ZM174 54H173V53ZM175 52H177V53H179L180 55H178V54H176ZM92 53H94V54H96V55H94V54H92ZM104 53V54H103ZM149 53V54H148ZM158 53H160V54H158ZM170 53V54H169ZM195 53V54H194ZM197 53V54H196ZM204 53H207V55L205 54L204 55ZM162 54H164V55H167L165 58L162 56V58H164V59H161L160 57L158 58V55L160 56V55H162ZM172 54V55H171ZM176 54V55H175ZM181 54L183 55V56H181ZM194 54V55H193ZM201 54L203 55V57L205 56V58H203L202 56H201ZM210 54V55H209ZM215 54H216V56H215ZM95 57H93V56ZM147 55V56H146ZM168 55H171V56H173V58H174V55H175V58L174 59H172L171 58V56L169 57ZM191 55H192V57H191ZM72 56H74V54L72 55ZM146 56V57H145ZM156 56H157V58H156ZM177 56H179V59H177L176 57ZM198 58H197V57ZM213 58V56H215V57H217V58H215L216 60H217V63L218 64H220V65H218L217 63H216V66H215V68L216 67H219V68H216V71L215 70H213V69H215L214 68V65L215 64H213V63H215L216 62V60H215V62H214V60H210L211 59V57ZM141 57V58H140ZM167 57H169V58H167ZM195 57V58H194ZM200 57V58H199ZM103 58V59H102ZM145 58V60H142V59H144ZM148 58V59H147ZM154 58V59H153ZM183 58V59H182ZM186 58V63H185V59ZM201 58H203L204 59V61L201 59ZM209 58V59H208ZM156 59V60H155ZM159 59V60H158ZM167 59V60H166ZM176 59V60H175ZM180 59H182V60H180ZM95 60V61H94ZM136 62H135V61ZM162 60V61H161ZM165 60V61H164ZM177 60H180V61H177ZM197 60V61H196ZM199 60V61H198ZM213 61V62H207V61ZM134 61V64H132V62ZM145 61V62H144ZM157 61V62H156ZM167 61V62H166ZM192 61H194V62H192ZM205 61H206V63H205ZM97 62V63H96ZM149 62V63H148ZM164 62H166V63H164ZM169 62V63H168ZM188 62H189V65H188ZM191 62V63H190ZM195 62H198V63H196V64H198V65H196L195 64ZM136 63L138 64V65H136ZM140 63V64H139ZM143 63H146L148 66H146V64H143ZM153 63V64H152ZM161 63V64H160ZM105 64V65H104ZM151 66H150V65ZM156 64V65H155ZM164 64H167V66L169 65V68H167L166 67V69H168V70H164V66H166V65H164ZM171 64V65H170ZM178 64V65H177ZM182 64V65H181ZM184 64H185V66H186V68H185V66H184ZM199 64H202V65H200L199 66ZM209 64H211L210 66H209ZM34 65V66H33ZM32 65V68L34 69V71H35V69H36V64L34 63ZM143 65H145V66H143ZM175 65H177V66H175ZM181 65V66H180ZM194 66V68L192 67V66ZM213 65V66H212ZM218 65V66H217ZM76 66V67H75ZM78 65L77 64H75L74 65V67H72L73 69L70 71L71 73V75L69 74L68 75V77H66L65 79H64V81L66 82V83H68V81L69 80H71L69 77H72V75H74V73L75 72H77L78 71V67H77ZM141 66V68L142 67H145V68H143V69H141V68H139ZM202 66H204V67H202ZM147 67H148V69H147ZM163 71V72H161V70L159 69V68ZM196 67V68H195ZM209 67H212L211 68V72H210V68ZM75 68V69H74ZM153 68V69H152ZM157 68V69H156ZM184 68L186 69V70H189V71H185L184 70ZM191 68H193V69H191ZM200 68V69H199ZM206 68V69H205ZM145 69V70H144ZM158 69H159V71H158ZM176 69V70H175ZM197 69V70H196ZM221 69V70H220ZM74 70V71H73ZM76 70V71H75ZM137 70V71H136ZM142 70H143V72H142ZM179 70H180V72H179ZM190 70H192V72L193 71H195V73H196V71H197V74H194V72L192 73ZM205 70H206V72H205ZM233 70V71H232ZM138 71H140V72H138ZM147 71V72H146ZM153 71H156L157 73H158V75H157V73L155 72H153ZM182 71H185V72H182ZM199 71V72H198ZM202 71V72H201ZM207 71H209V72H207ZM213 71H215V73H212ZM218 71H220V72H218ZM137 72V73H136ZM160 72V73H159ZM164 72H166L167 74H165ZM175 72V73H174ZM127 73V74H126ZM139 73V74H138ZM140 73H142L141 75H140ZM162 73H164V74H162ZM169 73V74H168ZM199 73V74H198ZM202 73V74H201ZM209 73V74H208ZM218 73H221V78L219 77L220 76V74H218ZM225 74L224 75V77H223V74ZM146 74V75H145ZM156 74V75H155ZM161 74V75H160ZM171 74V75H170ZM186 74V75H185ZM188 74V75H187ZM191 74H192V76H193V74H194V77H195V79H194V77H192L191 76ZM207 74V75H206ZM212 74V76L213 75H215V76H213V78H212V76H210ZM217 74V75H216ZM114 75H116V77L117 78H115V77H113ZM120 75V77H118ZM138 75V76H137ZM145 75V76H144ZM153 75V76H152ZM166 75H169V76H166ZM177 75V76H176ZM180 75V76H179ZM182 75H183V77H182ZM201 75V76H200ZM202 75L204 76V75H206V82H204V80H205V76H204V78L202 77ZM219 75V76H218ZM230 76V77H232V78H228V80L230 79L231 80V82H230V80L229 81H227V76ZM123 76V77H122ZM155 76H157V77H155ZM160 76V77H159ZM164 76H166V77H168L167 79H163V77ZM185 76H188V78L186 77V78H184ZM189 76H191L192 78H193V81H192V79L189 77ZM199 76V77H198ZM228 76V77H229ZM127 77V76H126ZM126 77L124 78V79H126ZM149 78V79H147V78ZM154 77V78H153ZM162 77V78H161ZM166 77H164V78H166ZM172 77V79H170ZM174 77H176V81H179V82H177V83H179V85L177 86V84H176V86L178 87H176L175 85H174V83H175V81L173 82V84L171 83V82H168V80H174ZM197 77H198V79H199V81H198V79H197ZM201 77H202V79H201ZM216 77H217V80H219L218 79V77L220 78V81H217L216 80ZM113 78H115V79H113ZM178 78H181L180 80H178ZM130 79V80H129ZM134 79V80H133ZM139 79V80H138ZM155 79L157 80V81H155ZM184 79H187V81H185ZM204 79V80H203ZM223 79H224V81L226 80L227 81V83L226 82H224L223 81ZM138 81V82H135V81ZM148 80V81H147ZM160 80V81H159ZM163 80H166L165 82H163L162 83V81ZM214 80H216L215 82H214ZM64 81H62V82H64ZM85 81V80H84ZM140 81V82H139ZM147 81V82H146ZM160 83H159V82ZM195 81V82H194ZM119 82V83H118ZM120 82H122L124 85H125V89L124 88H122V87H120V88H122V89H120L119 87H116V90H115V86H121V85H123V84H120ZM151 82V83H150ZM153 82H156V83H158V84H156V83H153ZM185 82V83H184ZM188 82V83H187ZM230 82V83H229ZM88 83V82H87ZM142 83H145V85L143 84L142 85ZM190 83V84H189ZM195 83H197V84H195ZM201 83H203V85L201 86ZM141 84V85H140ZM154 84V87L152 86ZM156 84V85H155ZM161 84H166L165 86H163V85H161ZM169 86H168V85ZM171 84V85H170ZM183 84V85H182ZM189 85V86H187V88L188 89H186L185 88V86L186 85ZM191 84H192V86H195L194 87V89L196 90H199L198 92L199 93H203V95H198L197 94V91L195 92V90L193 91V90H191L192 89V86H191ZM204 84H205V89H203V92L201 91L200 92V90H202V88H204ZM209 84H210V87H209ZM234 84V83H233ZM81 85V84H80ZM158 85V86H157ZM162 87H161V86ZM172 85H173V87H172ZM201 87H199V86ZM140 86V87H139ZM142 86V87H141ZM167 86V87H166ZM191 86V87H190ZM213 86V85H212ZM229 86H227V87H229ZM81 87H83V86H81ZM85 87H83V88H85ZM143 87H144V89H143ZM156 87V89L154 90V88ZM159 87V88H158ZM169 87V88H168ZM175 87V88H174ZM216 87V86H215ZM216 87V88H217ZM71 88V89H70ZM77 88H79V89H77ZM90 87H88V89H86V90H89V92L91 93V91H93V90H90L89 89ZM119 88V89H118ZM151 88H153V89H151ZM161 88H163V89H161ZM173 89V90H171V89ZM147 89V90H146ZM158 89V90H157ZM177 89V90H176ZM179 89V90H178ZM189 89H190V92H189ZM73 90L75 91V92H73ZM76 90H77V92H76ZM154 90V91H153ZM157 90V91H156ZM162 90V91H161ZM163 90H164V92H163ZM169 91V92H166V91ZM174 93L175 92V94H173L171 91ZM177 92H176V91ZM188 90V91H187ZM124 91V92H123ZM129 91V92H128ZM146 91V92H145ZM163 92V93H166L164 96H168V98L171 100V98L173 97H175V99L177 100V102L174 100V101H170L169 99H168V102L170 101L171 103V105L168 103V105H166V103H167V98L166 97H164V96H160V95H158L157 93H155V95H157L156 97H154V93L153 92ZM179 91H180V93H179ZM192 91H193V94H194V92L196 93V100H195V97H194V95L192 94ZM70 92H72V93H74V95H76L77 96V94L79 93L80 95L82 94V99H81V97L79 98V95L76 97L75 96V98L73 99V97H74V95L72 94V93H70ZM88 92V93H89ZM119 93V94H117V93ZM121 92V93H120ZM153 94H152V93ZM158 92V93H159ZM188 92V93H187ZM219 92V91H218ZM77 93V94H76ZM114 93V94H113ZM160 93V94H161ZM171 93L173 94V95H171ZM180 94L181 96H179L178 97V94ZM190 93V95L191 96H189L188 94ZM147 94V95H146ZM161 94V95H162ZM170 94V95H169ZM186 94V96H184ZM66 95H69L68 97H72V99L71 98H67V96ZM150 95V96H149ZM151 95H153L152 97H151ZM175 95H177V97L175 96ZM193 95V96H192ZM217 95H218V93H217ZM220 95V94H219ZM67 98V99H65V97ZM109 96V97H108ZM124 96V98H122ZM148 96H149V98H148ZM182 96H183V98H182ZM187 96H189V97H187ZM200 96V97H199ZM203 96V97H202ZM216 96V95H215ZM264 96V95H263ZM89 97V96H88ZM117 97V98H116ZM139 97V99H137V98ZM194 97V98H193ZM199 97V98H198ZM217 98H219L218 96H216ZM85 98H86V96H85ZM119 98V99H118ZM125 98L127 99V101H129L130 103H127V101L125 100ZM133 98H134V100H133ZM146 98V99H145ZM154 98H156V99H154ZM160 98H164V99H160ZM172 98V99H173ZM182 100H181V99ZM215 98V97H214ZM66 101H65V100ZM98 99V98H97ZM148 99V100H147ZM152 99V100H151ZM158 99H159V101H158ZM191 99V100H190ZM216 99V98H215ZM54 100V101H53ZM120 100H122V102L120 101ZM133 100V101H132ZM146 100V101H145ZM154 100H156V101H154ZM161 100H163V102H161ZM165 100H166V102H165ZM201 100V101H200ZM86 101V100H85ZM116 101H117V103H116ZM125 101H126V103H125ZM132 101V102H131ZM154 101V102H153ZM180 101V102H179ZM187 101H189V102H191V103H189V102H187ZM200 101V102H199ZM102 102V103H103ZM121 104H120V103ZM136 102H138V103H136ZM140 102V103H139ZM155 102H157V103H155ZM185 102H187V105L185 104ZM193 102H199L197 105H196V103L195 104H192ZM89 103V102H88ZM115 103V104H114ZM180 103V104H179ZM184 103V104H183ZM204 103V102H203ZM52 104V105H51ZM54 104H57V105H54ZM144 106H143V105ZM149 104V105H148ZM173 104V105H172ZM117 105H120L121 107L120 108H117L116 106ZM151 105V106H150ZM161 105V106H160ZM179 107V109H178V107ZM181 107H180V106ZM191 105V106H190ZM196 105V106H195ZM156 106V107H155ZM159 107V109H158V107ZM163 106V110H162V107ZM165 106V107H164ZM174 106H176V107H174ZM195 107V109H193V111L195 110L196 112H193V111H191L192 110V108H194ZM56 107V108H55ZM59 109H58V108ZM109 107V108H108ZM143 107V108H142ZM145 107H148V108H145ZM167 107V108H166ZM42 108V109H41ZM55 108V110H53V109ZM130 108L132 109L131 111H129L130 110ZM134 108H137V109H135L136 111H134ZM139 108V109H138ZM159 110H157V109ZM172 108H173V110H172ZM176 108V109H175ZM181 108H182V110H181ZM186 108H188V109H190V110H188L187 109V111H188V113H186L187 111H186ZM249 108V107H248ZM49 109H50V112H49ZM83 109H84V111H83ZM89 109V111H87ZM102 109V110H101ZM105 109V112L103 111ZM122 109V110H121ZM125 109V110H124ZM178 109V110H177ZM200 109V108H199ZM72 110H73V113H72ZM80 110V111H79ZM92 110H93V112H92ZM94 110H95V112H94ZM114 110H116V111H114ZM117 110L119 111L118 113L119 114H121V111H124V112H122V118H120V119H122L121 121H122V125L119 123L120 122V119H119V117H121L119 114H117ZM121 110V111H120ZM141 110V111H140ZM168 110V111H167ZM181 110V111H180ZM57 113H56V112ZM97 111H98V113H97ZM100 111H102V113H100ZM109 111H111L110 113H109ZM114 111V112H113ZM127 111H128V113H127ZM132 111L134 112V115L135 114H137V115H135V116H132L133 114H132ZM138 111L140 112V114L138 113ZM163 111H167V116H165V114H163L164 112ZM189 111H190V113L192 112V113H194L193 115L191 114L190 115V113H189ZM160 112H161V114H160ZM163 112V113H162ZM172 112V113H171ZM175 112V114H177V116H179L180 115V117H177L176 115H174L173 113ZM83 115H82V114ZM85 113V114H84ZM92 113V114H91ZM94 113L95 114H97L96 116H98L99 118H100V121H98L99 120V118L97 117V121L96 122H94V124H95V126H94V128L92 127L94 124H91L92 126V128H91V130H92V132L91 133H89V137H91V138H89V137H87L86 135H88L87 134V132H85V134H83V132L82 131H80V130H78V129H76V133H71V132H73L74 130H72L71 128H76L78 125H79V123L81 122V124H80V126H82V123L84 124V122L85 123H87V120H88V118L89 117H91V116H93L94 115ZM109 113V115L111 114V113H113L112 115H113V118L112 119H110L111 117H112V115L111 116H107V114ZM129 113L130 114H132V115H129ZM148 113V116H147V118H146V116H145V114H147ZM152 113H153V115H152ZM159 113V114H158ZM181 113H182V117H181ZM183 113H185L186 115H184L183 116ZM254 114V116H253V114ZM42 114H43V116H42ZM48 114H51V115H48ZM61 114V115H60ZM66 116H65V115ZM76 114V115H75ZM88 114H89V116H88ZM127 114L130 116H128L127 117ZM191 116V119H189V115ZM59 115H60V117H59ZM69 117H68V116ZM119 116V117H114V116ZM168 115H172L171 116V118H173L172 119V121H171V119L169 118L170 116H168ZM257 115V116H256ZM55 116H57V117H55ZM63 116V117H62ZM71 116H72V118H71ZM87 116V117H86ZM95 116V115H94ZM104 116V118H101V117H103ZM105 116H107V117H109L108 119L105 117ZM138 116V117H137ZM139 116H144L145 118L144 119H147V120H144L142 117H139ZM161 116H162V119H161ZM165 116V117H164ZM249 116H251V118L249 117ZM264 116V115H263ZM42 117V118H41ZM47 117H48V119H47ZM65 117V118H64ZM67 117V118H66ZM78 117V118H77ZM124 117H127L128 118V120L129 121H126V119H124ZM137 117V118H136ZM152 117V118H151ZM164 117V118H163ZM176 117L178 118V119H176ZM32 118V119H31ZM44 118H46V119H44ZM50 118V119H49ZM64 118V119H63ZM82 119V118H87L86 119V121H85V119L83 120H81L80 121V119ZM114 118H117V120H119V121H117V120H115L116 122H118V123H115V122H112V121H114ZM133 118H135V119H138L139 121H141L142 119L148 124V126H147V124L144 122V121H141V122H138L137 124L138 125H140L141 124V126H138V125H136L135 123L137 122V120H135V119H133ZM166 118H168V119H166ZM180 118H182L183 120H181ZM192 118H193V120H192ZM263 118V119H262ZM53 119V120H52ZM60 121H59V120ZM66 119V120H65ZM75 119V120H74ZM101 119H103V121L101 120ZM141 119V120H140ZM150 119V120H149ZM153 119H155V120H152ZM184 119H186L185 121H184ZM257 119V120H256ZM31 120H33V122H31L30 123V121ZM37 120V121H36ZM48 120V121H47ZM69 120V121H68ZM76 121L77 120V122H79L77 125H76V123H73V122H71V121ZM108 120H112V121H108ZM131 120H133V121H136V122H133V125H136L137 127H134L132 124H126V126L124 125L125 123H127V122H132ZM164 120V121H163ZM168 120V121H167ZM181 120V121H180ZM196 121V122H191V121ZM235 120H237V121H235ZM24 121V122H23ZM36 121V123H34ZM84 121V122H83ZM102 121V122H101ZM109 122V124H108V122ZM124 121H125V123H124ZM150 121V122H149ZM174 121H176V122H174ZM189 123H188V122ZM198 121H199V123H198ZM210 121V120H209ZM214 122H218V119L216 120V118H214V120H213ZM233 121V122H232ZM254 121V122H253ZM42 122V123H41ZM44 122V123H43ZM70 122H71V124L72 125H74V127L72 126L71 127V124H70ZM105 122H107V123H105ZM149 122V123H148ZM165 122V123H164ZM167 122V123H166ZM169 122V123H168ZM172 122H174L173 123V126H172ZM183 124H185V126H184V124L182 125L181 123ZM186 122L188 123L187 125H188V127H187V125H186ZM200 122H201V124L203 123V125L200 127V126H198V124L200 125ZM212 122V121H211ZM235 122V123H234ZM253 122V123H252ZM255 122H256V124H255ZM55 123V124H54ZM57 123V124H56ZM97 123V124H96ZM140 123V124H139ZM156 123V124H155ZM171 123V124H170ZM195 123V124H194ZM197 123V124H196ZM239 124V126H238V124ZM246 123V122H245ZM27 124V125H26ZM29 124V125H28ZM31 124L32 125H35V126H32L33 128L32 129H30L31 128ZM53 126H52V125ZM62 124V125H61ZM114 125V124H116V125H114V126H116L119 130H120V132L121 131H125V129L127 128L128 130H126L125 131V133H127V134H124L123 132H121V133H119V130L116 128V127H114V128H116L115 130H114V128H113V126L112 125ZM143 124L145 125V126H143ZM152 126V124H153V128H151L150 127V125ZM174 124H176V126L177 127H174ZM180 124V125H179ZM189 124H190V127H189ZM194 125V128L196 129H194V131L195 132H193L192 131V129H190V128H192L193 126H191V125ZM236 126H235V125ZM69 126V128H68V126ZM107 125V126H106ZM168 125H170V126H172V128H170V126H168ZM179 125V126H178ZM246 125V126H245ZM249 125H253V126H255V127H253L252 126V130L255 132V134L253 133V135H258L260 132L259 131H261V136L259 137V135L257 136L258 138H251V137H247L246 138V136L245 135H247L250 131H246L245 132V127H248ZM38 126V127H37ZM41 126V127H40ZM61 126H63V127H61ZM68 128V130L69 131H67V129H66V127ZM76 126V127H75ZM80 126H78V127H80ZM98 126V127H97ZM101 126H103V127H101ZM112 126V127H111ZM120 126H122L121 128H119ZM155 126V127H154ZM166 126H168V127H166ZM182 126H184L185 127V129H183L184 127H182ZM196 126H198V127H200V129L202 128V129H206L207 130V132H206V135H201L202 134V132H204V130H202L201 132H200V129H197L198 127H196ZM208 127V128H206V127ZM256 126L258 127V130L256 129ZM43 127L45 128V129H43ZM71 127V128H70ZM107 127V128H106ZM126 127V128H125ZM139 127H140V129H139ZM144 127V128H143ZM146 127H149L150 129H148V128H146ZM187 127V128H186ZM233 127V128H232ZM243 127H244V129H243ZM35 128V129H34ZM60 128V129H59ZM62 128V129H61ZM63 128H65V130L63 129ZM81 128V127H80ZM125 128V129H124ZM143 128V129H142ZM146 128V129H145ZM167 128V129H166ZM179 128V129H178ZM182 128V129H181ZM239 128V129H238ZM21 129V128H20ZM70 129H71V132H70ZM94 129V130H93ZM109 129V130H108ZM131 129V131H129ZM145 129V130H144ZM157 129V130H156ZM174 129V130H173ZM177 129V130H176ZM241 129V130H240ZM21 130V131H22ZM31 130V131H30ZM33 130V131H32ZM39 130H40V132H39ZM42 130V131H41ZM52 130H54V131H52ZM63 130L65 131L64 133H63ZM132 130H135V135H134V131H132ZM148 130H150L151 131V133H150V131H148ZM154 130V133L152 132ZM155 130H156V132H155ZM158 130H160V131H158ZM176 130V131H175ZM183 130H184V132H183ZM198 130V131H197ZM237 130V131H236ZM244 130V131H243ZM29 132L30 134H32V136H30V134H26L27 132ZM55 131H57V132H55ZM62 131V134L60 133ZM97 131H98V133H100V135L97 133ZM108 131H110V132H108ZM113 131V132H112ZM116 131H117V135H116ZM128 131H129V133H128ZM137 131H139L140 132V134H138L139 132H137ZM174 131V132H173ZM178 131V132H177ZM189 133H188V132ZM238 131H239V133H238ZM240 131L242 132H245V134L243 135L242 133H241V135H240ZM37 132V133H36ZM44 132V133H43ZM50 132V133H49ZM52 132H55V133H52ZM60 134H59V133ZM67 132V133H66ZM75 132V131H74ZM77 132H79V133H77ZM80 132H82L81 134L82 135H84V138L83 137H80L79 135H81L80 134ZM94 132H96V134L94 133ZM106 132H108L107 134H106ZM131 132V133H130ZM132 132H133V135L131 136L130 134H132ZM149 132V133H148ZM160 132V133H159ZM180 133L179 135V137H177V134L176 133ZM193 132V133H192ZM196 132H198L199 133V139H198V135H195L194 136V133H196ZM226 132V133H225ZM235 132V133H234ZM237 132V133H236ZM258 134H257V133ZM52 133V134H51ZM56 133H57V135H56ZM69 133V134H68ZM102 133H103V135H102ZM109 133H111V135H113L112 137L110 136V134ZM123 133V134H122ZM145 133V134H144ZM153 133V136L151 135ZM183 133H185V134H183ZM198 133H196V134H198ZM205 133V132H204ZM233 133V134H232ZM247 133V134H246ZM37 136H36V135ZM55 136H54V135ZM65 134H66V136L68 135H70L69 136V138H65L64 139V136H65ZM76 134H77V136H76ZM79 134V135H78ZM92 134V135H91ZM98 134V135H97ZM117 136H115V135ZM120 134V135H119ZM129 134V135H128ZM138 134V136H140L141 135V138L140 137H136V135ZM148 134H150V135H148ZM155 134V135H154ZM186 134H189L188 136H186ZM191 134V135H190ZM208 134H210L209 136H208ZM232 134V135H231ZM45 135V136H44ZM71 135H73L72 136V138H74V137H77V141L75 140V139H72L71 138ZM93 135H94V137L96 136H98L97 138H94L93 137ZM107 135H109V138H107L106 136ZM124 135H126V138H128L127 140H126V138H124ZM167 135V136H166ZM174 135V136H173ZM185 135V136H184ZM201 135V136H200ZM213 135V138L211 137ZM235 135H236V137H235ZM248 135H250V133L248 134ZM39 136V137H38ZM63 136V137H62ZM65 136V137H66ZM85 136L87 137V138H85ZM116 137V140H115V137ZM122 138H121V137ZM155 136V137H154ZM169 136V137H168ZM173 136V137H172ZM175 136H176V138H175ZM189 136H191V139H190V137ZM218 138H217V137ZM231 136H232V139H231ZM36 137V138H35ZM42 139H41V138ZM51 137H53V138H51ZM59 137V138H58ZM133 137V138H132ZM162 137H165V138H162ZM169 139H168V138ZM184 137H185V139H184ZM188 137V139H187V141L185 142V140H186V138ZM192 137H194V138H197V139H194V140H196L195 142H194V140L192 139ZM202 137V138H201ZM224 137V138H223ZM225 137H226V139H225ZM240 137H241V140H240ZM244 138V140H243V138ZM22 138V139H21ZM25 138V139H24ZM35 140H34V139ZM61 138H62V140H61ZM78 138L80 139V138H82L83 140L85 139L86 141L87 140H89V142H87V144H86V141L84 140V141H80V140H78ZM94 139V142L92 141L93 139ZM98 138L100 139V140H98ZM102 138V139H101ZM106 138V139H105ZM110 138H111V140L112 141H110L109 142V140H110ZM120 138V139H122V141H119L118 139ZM135 138V139H134ZM137 138V139H136ZM142 138H144V139H142ZM146 138V139H145ZM147 138H149V139H147ZM155 138V139H154ZM167 138V139H166ZM180 138H182V139H180ZM210 138V139H209ZM214 139L215 141H213L212 139ZM250 138V139H249ZM28 139H30V140H28ZM50 139H52V140H50ZM66 139H67V141H66ZM69 139V140H68ZM70 139L72 140V142H70ZM81 139V140H82ZM131 139V140H130ZM132 139H134V140H132ZM139 139V140H138ZM150 139H152V140H150ZM159 139V142H160V144H159V142L158 141H156V140H158ZM166 139V140H165ZM170 139H172L173 141H171ZM178 139H179V144H178ZM205 139H206V141H205ZM218 139V140H217ZM248 139V140H247ZM263 139V140H262ZM32 140H34V141H32ZM43 140V141H42ZM45 140V141H44ZM60 140H61V142H60ZM63 140L64 141H66L65 143H67V144H65L64 145V142H63ZM97 140H98V143L100 142V147H102L101 146V142L102 143H104L105 144V146L104 147H102V148H99L98 146V143H97ZM102 140V141H101ZM115 140V141H114ZM120 143H122L121 145L119 144V142ZM136 140L139 142V145H140V147H139V145L137 144V142H136ZM143 140H144V142L145 143H147V141L149 142V143H147V144H145L144 142H143ZM146 140V141H145ZM155 140V141H154ZM193 140V141H192ZM203 140V141H202ZM209 140V141H208ZM246 140V141H245ZM36 141V142H35ZM39 141V142H38ZM70 143H69V142ZM74 141V142H73ZM118 143H117V142ZM125 143H124V142ZM126 141H128V142H126ZM130 141H131V143H130ZM151 141L152 142H154V143H151ZM167 141V142H166ZM175 141L177 142V143H175ZM181 141V142H180ZM184 141V142H183ZM204 141H205V143H207V144H205L204 143ZM211 141V142H210ZM227 141V142H226ZM237 141V142H236ZM238 141H239V143L241 144H239L238 143ZM248 141V142H247ZM26 142V143H25ZM35 142V143H34ZM63 142V143H62ZM76 142H77V145L79 144L78 142H84V143H81V144H79L78 145V147L80 146V147H82V148H77V145L75 146V147H73V145L74 144H76ZM91 142V144H88V143H90ZM93 142V143H92ZM107 142V143H106ZM112 142V143H111ZM117 143L118 144V146L115 144V143ZM136 142V143H135ZM142 142V145L140 144ZM188 142L190 143L191 142V144H192V146H190L189 145V150H187V151H190L189 153L185 150V149H187L186 147H188ZM193 142H194V145H196V146H194L193 145ZM201 142V143H200ZM202 142H203V145H202ZM234 142V143H233ZM241 142H243V143H241ZM245 142V143H244ZM259 143L260 144V146L261 147H258L259 146V144H257V146H256V143ZM261 142V143H260ZM40 143V144H39ZM42 143V144H41ZM71 143L73 144L71 147H70V145H71ZM97 143V144H96ZM166 143V144H165ZM169 143V144H168ZM197 143H198V146H197ZM210 143H213V144H211V146H210ZM239 145H238V144ZM27 144V145H26ZM37 144L38 145H40V146H37ZM48 144V145H47ZM61 144H62V146H61ZM92 144L94 145H97V146H92ZM125 144V145H124ZM129 144H131V145H129ZM134 144V145H133ZM136 144V145H135ZM144 144V145H143ZM150 144H152V146L150 145ZM155 144V145H154ZM159 144V145H158ZM175 144V145H174ZM176 144H178V145H176ZM231 144V145H230ZM21 145V146H20ZM54 145V146H53ZM68 145H69V147H68ZM133 145V146H132ZM157 145V146H156ZM171 145V146H170ZM183 145V146H182ZM185 145V146H184ZM227 145V146H226ZM244 145V146H243ZM18 146H20V148H22V149H20ZM46 146V147H45ZM119 147V149L118 150H122L123 151V153L122 152H120V154H122V155H120L119 153L117 154V152H115L117 149H115V151L113 150V147ZM127 146H129L128 148H127ZM131 146V147H130ZM134 146H136L137 148V151H136V156H138L139 154H141V155H139L138 157H139V159H137L136 160V157L134 156V154H132L133 152H135V147ZM144 146V147H143ZM147 146V147H146ZM149 146H150V149H153L154 148V146H155V148L153 149V151L152 150H149ZM161 146V147H160ZM167 146V147H166ZM173 146V147H172ZM175 146V147H174ZM203 146V147H202ZM205 146H207V147H205ZM42 147H44V148H42ZM51 147V148H50ZM59 147V148H58ZM64 147V148H63ZM66 147H68V148H70V149H72L71 151H69L68 150V148L66 149ZM90 147H93V148H90ZM134 149H133V148ZM158 147V148H157ZM178 147V150H179V152H181V154L179 153V154H177L178 153V150H177V152L176 151H172L173 150V148H177ZM180 147V148H179ZM182 147H184V148H182ZM194 147V148H193ZM201 149V148H203V149H201V151L202 152H206V153H201L200 152V150H199V148ZM215 147V148H214ZM217 147V148H216ZM227 147V148H226ZM230 147H232V148H230ZM233 147H234V149H233ZM236 147V148H235ZM243 149H242V148ZM255 147H256V149H255ZM18 148V149H17ZM27 148H28V150H27ZM87 148V149H86ZM89 148L92 150V151H94L93 153H95V155H97V156H95L93 153H92V151L90 150V152H89V154H88V151H89ZM125 148V149H124ZM139 148V149H138ZM143 148V149H142ZM159 149V148H161V149H159L158 150V152L156 151L157 149ZM162 148H163V150H162ZM172 148V149H171ZM191 148H192V150H191ZM197 148V149H196ZM205 148V149H204ZM230 148V149H229ZM239 148V149H238ZM246 148V150H245V152H244V149ZM258 148V149H257ZM17 149V150H16ZM76 149H79V151H77ZM85 149V150H84ZM109 149V150H108ZM129 149V150H128ZM141 149V151H139ZM181 149V150H180ZM206 149H208V154H207V151H205ZM210 149H212V150H210ZM222 149H223V151L224 152H222ZM261 149V150H262ZM21 150V151H20ZM56 150H59V152H57ZM65 151V153H64V151ZM74 150V151H73ZM81 150H83V151H81ZM100 151V154L99 153H97L96 154V152L95 151ZM117 150V151H118ZM120 150V151H121ZM131 150V151H130ZM133 150V151H132ZM144 150V151H143ZM185 151V153H184V151ZM195 150V151H194ZM210 150V151H209ZM232 150H234V151H232ZM24 152V153H21V152ZM61 151V152H60ZM78 153V154H76V152ZM97 151V152H98ZM112 151H114V152H112ZM126 151L128 152V154L127 155H125L126 154ZM151 151V152H150ZM171 153H170V152ZM197 151V152H196ZM215 151H216V153H215ZM226 151V152H225ZM229 151V152H228ZM253 151V152H252ZM26 152V153H25ZM56 152V153H55ZM71 152H72V154H71ZM75 152V153H74ZM83 153V152H85V153H83V156H82V154L81 153ZM101 152H102V154H101ZM140 152V153H139ZM144 152V153H143ZM145 152H147V153H145ZM153 152H155V153H153ZM160 152H161V154H160ZM163 152V153H162ZM164 152L165 153H167V155H169V159L166 157H163L164 155L165 156H167L166 154H164ZM188 154H187V153ZM198 152H200L199 154H198ZM210 152H212V153H210ZM231 152H234V153H231ZM244 152V153H243ZM48 153L51 155V158H50V155H48ZM68 153V154H67ZM73 153L75 154L74 156H73ZM94 156V161H95V159H96V161L94 162V161H92L93 160V158L91 159V154ZM125 153V154H124ZM172 153H173V155H175V156H172ZM193 153V154H192ZM198 155H197V154ZM231 153V154H230ZM21 156V158L19 159V155ZM25 154H28V155H25ZM55 154V155H54ZM71 154V155H70ZM86 154H88V155H86ZM107 154H109V155H107ZM119 156V157H121V158H118L117 157V155ZM124 154V155H123ZM147 154V155H146ZM153 154V155H152ZM155 154V155H154ZM164 154V155H163ZM187 154V155H186ZM192 154V155H191ZM202 154V155H201ZM205 154V155H204ZM210 154H213V156H215V157H213L212 155H211V157L209 158V156H210ZM239 154V155H238ZM250 154H251V156H250ZM253 154V155H252ZM53 155V156H52ZM57 155V156H56ZM62 155H63V157H62ZM69 155V156H68ZM78 155V156H77ZM91 155V156H90ZM101 155H103V157H101ZM105 155V156H104ZM113 155V156H112ZM128 155L130 156V158L128 157ZM132 155V156H131ZM142 155H144V156H142ZM150 155V156H149ZM159 155V156H158ZM184 155V156H183ZM190 155V156H189ZM194 155V156H193ZM197 155V156H196ZM199 155H201L202 156V159H199V158H201V156L199 157ZM237 155V156H236ZM25 156V157H24ZM59 156H60V158H59ZM85 157V158H82V157ZM87 156V157H86ZM108 156V157H107ZM110 156V157H109ZM122 156H123V158H122ZM124 156H126V157H124ZM146 156V157H145ZM154 156H157L155 159L154 158H152V157H154ZM162 156V157H161ZM187 156H189L188 157V159H187ZM192 156V159L190 158ZM197 158H196V157ZM205 156H208V163H207V158L205 157ZM217 156V157H216ZM29 159H28V158ZM49 157V158H48ZM53 157V158H52ZM81 157V158H80ZM90 157V158H89ZM108 159V161H107V159ZM114 157V158H113ZM134 157V158H133ZM141 157V158H140ZM142 157H143V159H142ZM149 157L150 158H152L153 159V161H152V159L151 160H149V161H147L148 159H149ZM159 157H161V158H159ZM177 158L178 159V157H179V159L177 160V159H175V158ZM183 157H184V159H183ZM186 157V158H185ZM203 157L204 158H206V160H204L203 159ZM222 157V158H221ZM23 158V159H22ZM48 158V159H47ZM71 158V159H70ZM72 158H74V159H72ZM80 158V159H79ZM90 159V161H89V159ZM101 158V159H100ZM111 158H113V159H117V161H111L110 159ZM159 158V159H158ZM217 158H218V160H217ZM26 159H28V161L26 160ZM50 159V161H51V163L53 162V165L51 166V163H49L48 162V160ZM55 159V160H54ZM60 159V160H59ZM64 159H65V161H64ZM69 159V160H68ZM81 159H82V161H81ZM112 159V160H113ZM121 160L122 162H125L124 160H126V162L125 163H121L119 166L117 165V162H119L118 160ZM129 159H133V160H129ZM135 159V160H134ZM140 159H141V162H140ZM158 159V160H157ZM161 159H162V161H161ZM167 159L170 161V162H167ZM187 159V160H186ZM198 160V161H196V160ZM211 159H213V161H214V159H215V164H213L214 162L211 160ZM220 159V160H219ZM231 159V160H230ZM244 159L242 160V162H246V161H244ZM22 160V161H21ZM32 160V159H31ZM47 160V161H46ZM54 160V161H53ZM77 160V161H76ZM79 160H80V163L81 164H83L82 166H81V164L80 163H77V162H79ZM88 160V161H87ZM146 161V162H142V161ZM156 160V161H155ZM222 160H224V161H222ZM21 161V162H20ZM25 161V163H23ZM74 161H76V162H74ZM84 161V162H83ZM98 161V162H97ZM102 161V162H101ZM120 161V162H121ZM129 162V164H128V162ZM133 161V162H132ZM139 161V162H138ZM165 162V164H164V162ZM184 161H186V163H184ZM190 161L192 162L193 161V163H192V165H191V163H190ZM205 161H206V163H205ZM210 161H212L211 163H212V165H210ZM219 163V164H221V170H222V172H221V170H220V167L218 168V170L216 171V167L217 166H219L218 164L216 165V163L217 162ZM227 161V162H226ZM235 161V163H233ZM29 162V163H28ZM62 162V164H63V162H64V167H63V165L61 166V163ZM85 162H91V164L89 163V165H88V163L86 164ZM111 162V163H110ZM198 162V163H197ZM204 162V163H203ZM56 163H58V164H60V166L61 167H59V166H57L58 164H56ZM74 163V164H73ZM76 163V164H75ZM92 163H95V164H92ZM127 163V164H126ZM133 163H134V165H133ZM139 165H138V164ZM142 163H143V165H142ZM164 165H163V164ZM169 163L171 164L169 167H168V165H169ZM190 163V164H189ZM200 163V164H199ZM201 163H203V164H201ZM229 163V164H228ZM238 163V164H237ZM240 163V164H239ZM27 164V166H25ZM48 164V165H47ZM50 164V165H49ZM70 164H71V166H70ZM73 164V165H72ZM102 164V165H101ZM107 166H106V165ZM111 164V166H109V165ZM189 164V165H188ZM198 164V166H196ZM226 165V167H228V165H229V167L228 168H226L225 167V165ZM231 164H234V166H232ZM13 165V166H12ZM15 165V166H14ZM23 165V166H22ZM69 165V166H68ZM76 165V166H75ZM87 165V166H86ZM100 165V166H99ZM128 165V166H127ZM166 165V166H165ZM175 166H176V163L174 164ZM187 167H186V166ZM202 166V168H201V166ZM203 165H204V167H203ZM208 165V166H207ZM216 166V167H214L215 168V170H214V168H211L212 166ZM230 165L232 166V167H234L235 168V170H234V168H231L230 167ZM23 168H22V167ZM24 166L26 167V169L24 168ZM31 166L32 167H30V168H33L34 166L32 165V163H31ZM56 166V167H55ZM84 166V167H83ZM86 166V167H85ZM95 166V167H94ZM104 166H106L105 168H107L104 172H106V173H104L103 171L101 172V171H99L98 169H101V170H104L105 168H104ZM109 166V167H108ZM118 166V167H117ZM135 166V167H134ZM191 166V167H190ZM209 166H211V167H209ZM13 167V169H11ZM49 167H50V169H49ZM63 167V168H62ZM67 167H70V168H67ZM79 167L81 168V169H79ZM87 167H88V169H87ZM93 167V168H92ZM101 167V168H100ZM125 167V168H124ZM149 167V168H148ZM193 167V168H192ZM224 167H225V169H224ZM22 168V169H21ZM71 169L70 171H68V170H65V169ZM78 170H77V169ZM83 168H85V169H83ZM103 168V169H102ZM109 168L111 169L110 171H109ZM114 169V171L115 170H118V169ZM134 168V169H133ZM156 168L158 169V168H160V169H158V170H156ZM185 168V169H184ZM196 170H195V169ZM200 168V169H199ZM207 168V169H206ZM210 168V169H209ZM7 168H4L3 170H6ZM15 169V170H14ZM24 170V171H22L21 172V170ZM36 169V168H35ZM59 169V170H58ZM63 169H64V171H63ZM97 171H96V170ZM152 169H155V170H152ZM162 169H164L165 170V172H164V170L163 171H161ZM202 169V170H201ZM209 169V170H208ZM211 169H213L214 170V173H210V172H213V170H211ZM224 169V170H223ZM231 169H233V170H231ZM239 169H242V170H239ZM14 172H13V171ZM29 170V172H28V175L27 176H29V173H30V171H31V169H29V167H28V169H27V171ZM73 170H75V171H77V173L76 172H72ZM85 170V171H84ZM88 170V171H87ZM95 170V171H94ZM128 170V171H129ZM194 170V171H193ZM205 170H207V171H205ZM228 172H227V171ZM259 170H261L260 168H258V169H253L252 170V172H253V174L255 173L256 174V176L257 175H263L264 173H261V172H263V170L262 171H260V172H257V171H259ZM12 171V172H11ZM33 171V170H32ZM35 171V170H34ZM58 171V172H57ZM59 171H61V172H59ZM119 171V170H118ZM124 171H126V172H128L127 170H124ZM129 171V172H130ZM216 171V172H215ZM227 173H226V172ZM231 171H234V172H231ZM0 172H1V170H0ZM18 172V173H17ZM24 172V173H23ZM37 172H38V174H39V170H37ZM37 172H35V173H37ZM56 172V173H55ZM63 172V173H62ZM79 172V173H78ZM83 172V173H82ZM93 172H95V173H93ZM98 172V173H97ZM107 172H110V173H107ZM116 172V171H115ZM114 172V173H115ZM202 172H205V174L206 175H208V174H210L209 175V177L212 179V180H210L209 179V182H205L206 180H208V178L209 177H207V176H205V174H203ZM230 172V173H229ZM236 172V173H235ZM241 172V173H240ZM243 172V173H242ZM9 173V172H8ZM7 173V174H8ZM35 173H30V175L31 176H29V177H31V178H35V181L37 180V179H39V177L40 178H42L41 180H43L44 179V176L42 177V175H38L37 174V176H36V174ZM57 173H59V174H57ZM64 173H68V176H70V177H72V179L73 178H75L74 180H70L71 178H67L66 177V175L67 174H64ZM93 175H92V174ZM96 173H97V175L98 176H96ZM102 175H101V174ZM147 173V174H146ZM145 174L146 175H149L148 173L149 172H146ZM154 173V172H153ZM233 175H232V174ZM258 173V174H257ZM35 176H34V175ZM51 174V175H50ZM57 174V175H56ZM61 174V175H60ZM72 174V175H71ZM88 174V175H87ZM90 174H91V176H90ZM103 174H106V175H103ZM201 174V175H200ZM242 174H244V176H242ZM254 174V175H255ZM65 175V176H64ZM74 175V176H73ZM85 175V176H84ZM87 175V176H86ZM138 175V174H137ZM227 175V176H226ZM248 175V174H247ZM14 176H19V179L16 181L15 180V177ZM26 176V177H27ZM34 176V177H33ZM60 176H62L61 178H60ZM78 176H79V178H78ZM89 176V177H88ZM102 176V177H101ZM184 176H186L185 178H184ZM193 177V179L191 178V177ZM201 176H204V177H201ZM224 176V177H223ZM238 178H237V177ZM58 177V178H57ZM65 177V178H64ZM126 178H124V179H127L128 181H129V179H130V182H131V180H133V181H135L134 179H131L130 177L131 176H125ZM128 177H129V179H128ZM160 176H158L156 179H160L159 178ZM233 177V178H232ZM243 177V178H242ZM248 179H247V178ZM18 178V177H17ZM25 178V177H24ZM58 180H56V179ZM64 178V179H63ZM76 178H78V179H76ZM84 178V180L85 181H82L81 179H83ZM132 178H134V177H132ZM190 178V179H189ZM205 178H207L206 180L203 179ZM230 180H229V179ZM8 179V180H7ZM172 179V178H171ZM187 179H188V181H187ZM233 179V180H232ZM9 180L10 181H12V183L11 182H9ZM60 180V181H59ZM67 180H69V182L67 181ZM78 180V182H76ZM79 180H81V181H79ZM137 181V185H134V184H136V182H132V183H130V184H127L128 183V181H125V183L123 184V186H125V187H123V186H115V187H117L116 189L117 190H115L116 191V195H118V193H119V196L120 195H123L124 196V199L126 200L125 202H123L124 200H122L121 198L119 199V196L117 197L118 199H119V201L118 200H116V202H117V204H111L112 202L111 201H109L110 202V204H111V206H110V204L108 203V201H106V203L107 204H105L106 206L109 204V206H110V208H111V210L109 209V211H111V212H108V209H107V212H106V210H104V209H106V208H109V206H105L104 204L102 205V207L104 206V208H102L101 207V210L99 209H97L98 210V213L100 212V211H103V212H106L105 214L103 213V215L101 214V212L99 213L100 215H101V217H100V219H103V217H105V218H107L108 216H106V215H109V214H112V216L115 214V213H117V211H119L120 209L122 210V209H124V210H120V212L122 213V212H126V210H127V213H129L128 212V209L130 210V213H131V209L132 210H134V208L135 209H137V207H138V209H137V211L139 210V208L140 209H145V207H144V203H146V201L145 200H147V199H145L144 200V197H142V196H145V197H148V196H152V194H151V192H149L148 190H150L152 187H151V185L152 184H154V186H156V182L157 181H155L154 183H151L149 180L147 181V182H150L151 183V185L149 184V183H146V184H148V185H143V187L145 188H142V183L144 184L145 182H143L144 180H141V179H136ZM141 180V181H140ZM180 180V181H179ZM213 180V181H214ZM55 181V182H54ZM58 183H57V182ZM65 181V183H67L68 182V184H65V183H63ZM72 181V182H71ZM204 181V182H203ZM231 181V182H230ZM232 181H234L233 183H232ZM8 182V183H7ZM13 182H15V184H16V187H15V189H14V183ZM18 184H17V183ZM40 183H41V181H39ZM142 182V183H141ZM195 182V183H194ZM219 182L218 183H216V184H218L219 186H220V184H219ZM222 182H225V183H222ZM230 182V183H229ZM54 183V184H53ZM58 185H57V184ZM73 183H75V184H73ZM140 183H141V186H140ZM170 183V184H169ZM180 183V185H182V186H179L178 184ZM191 185H190V184ZM207 183V184H206ZM227 183H229L228 185H226ZM34 184H35V182H34ZM60 184H62L63 185V187L62 186H60ZM77 184H80L79 185V190H78V185ZM82 184V185H81ZM139 184V185H138ZM193 184V185H192ZM195 184H196V187H195ZM208 184H210V185H208ZM226 185L227 187H225L224 185ZM22 185V186H21ZM33 185V184H32ZM58 187H57V186ZM64 185H66V186H64ZM70 185V186H69ZM74 185V186H73ZM131 185V186H130ZM134 185V186H133ZM149 185H150V187H149ZM201 185H202V188L203 189H201L200 187H201ZM217 185V186H218ZM145 186H148V187H145ZM157 186H159V185H157ZM161 186L162 185H160L159 186V188H161ZM177 186V187H176ZM192 188H190V187ZM208 186V187H207ZM61 187V188H60ZM73 187V188H72ZM80 187H81V189H80ZM119 187V188H118ZM131 187H133V188H131ZM139 187V188H138ZM179 187V188H178ZM183 187V188H182ZM187 187H188V189H187ZM197 187H198V189L200 188V190H198V191H201L200 192V194L198 195V191H197ZM221 187H219L220 189H221ZM63 188V189H64ZM77 188V189H76ZM122 190H121V189ZM125 188V189H124ZM127 188H128V190H127ZM134 191V189H136L135 191L136 192H134L133 193V191L131 190V189ZM138 188V189H137ZM155 188V187H154ZM156 188H158V187H156ZM174 188V189H175ZM194 188H196V189H194ZM230 188V189H229ZM17 189V190H16ZM140 189V190H139ZM141 189H143V191L141 190ZM153 189V188H152ZM179 189H181L182 191H184V192H182V191H180ZM186 189V190H185ZM243 189V188H242ZM130 190L132 191V193H133V195H132V193H129L130 192ZM189 190H191V191H189ZM193 190V191H192ZM194 190H196V191H194ZM202 190H204V191H202ZM222 190V189H221ZM231 190V191H230ZM25 191V190H24ZM23 191V192H24ZM140 191V192H139ZM189 191V192H188ZM230 191V192H229ZM242 191V190H241ZM244 191V190H243ZM34 193L36 192L35 190L33 191ZM73 192V193H74ZM126 192V193H125ZM190 192H191V194L193 193V196L192 195H190ZM194 192H195V194H197L196 195V197H195V194H194ZM224 192H226V191H224ZM14 193V194H13ZM129 193V194H128ZM136 193H139V194H136ZM141 193V194H140ZM76 194V195H77ZM145 194V195H144ZM167 194V195H166ZM168 194H170V193H164V194H162V195H156L155 197H159L158 199H167V200H170L171 199V197L170 196H174V197H176L177 195H176V193H174L173 195L171 194V195H168ZM178 194V193H177ZM233 194V193H232ZM231 194V195H232ZM136 195V196H135ZM141 195V196H140ZM147 195V196H146ZM176 195V196H175ZM230 195V194H229ZM33 196H35V195H33V193L32 192H30L28 195H26L25 197H26V200L27 199H30V198H32ZM122 196V197H123ZM129 196H131V197H133V198H130ZM162 196V197H161ZM190 196H192V197H190ZM30 197V198H29ZM85 197V198H84ZM84 197H83V199H82V201H80V202H76L75 203V205L74 206H72V212H73V210L75 211V209H76V211L75 212H79L78 211V209L80 208V206H81V204L83 205L84 204V202L87 200L88 201V197L86 196V194L84 195ZM121 197V196H120ZM135 197V198H134ZM152 197H154V195L152 196ZM19 198H23V196H21L20 197V195H19ZM112 199V198H111ZM142 199V200H141ZM80 199H78V201H79ZM113 200V199H112ZM120 200H122V202L120 201ZM129 200V201H128ZM136 200V201H135ZM144 200V201H143ZM189 202H188V201ZM132 201V203H130ZM134 201V202H133ZM140 203V204H142V205H140V204H138V202ZM191 201H193V202H191ZM81 202H83V203H81ZM104 202H105V200H104ZM113 202H115V201H113ZM115 202V203H116ZM143 202V203H142ZM17 203H20L19 201H17ZM127 203H129V204H127ZM135 203H137V204H135ZM102 203L100 202V205H101ZM121 204V205H120ZM127 204V206L129 207H127V206H125ZM247 204V203H246ZM246 204H236V205H234V206H232L231 208H230V211H229V208L227 209V210H225V211H219L218 212V215H220V217L222 216H224V215H226L225 217H226V220L225 219H223V220H221L223 223H222V225H229V224H235V221H236V219L238 220V221H241V220H243L244 218L243 217H245L246 215H244V214H246V212H248L247 213V215L249 214V215H256L257 214V216H261V217H264V216H262L263 214V210H264V207L262 206V205H259V204H257V205H259L258 207H259V210L257 209L258 207H257V205L256 204H251V203H249L246 207L245 206H243V205H246ZM253 206V205H255V206H251V205ZM119 207V208H116L117 206ZM130 205V206H129ZM201 205H203V203H199V205H198V208L199 209H203V207H204V205L203 206H201ZM133 208H132V207ZM77 207V208H76ZM116 208V210H115V212H114V210H113V208ZM121 207V208H120ZM123 207V208H122ZM125 207H127V208H125ZM201 207V208H200ZM242 207H244L243 209H242ZM249 207H252V208H249ZM205 208V207H204ZM208 209H209V207H207ZM238 208L240 209V210H238ZM126 209V210H125ZM208 209H204L203 211H206V210H208ZM248 209V210H247ZM251 209V210H250ZM254 209H256V210H258V211H256L257 213H255V211H253ZM263 209V210H262ZM80 210V209H79ZM113 210V211H112ZM236 212V214H235V212ZM246 212H245V211ZM260 211V212H259ZM261 211H263V212H261ZM120 212H118L119 214H121ZM260 214H259V213ZM97 213V214H98ZM114 213V214H113ZM232 213V214H231ZM234 213V214H233ZM241 213H243V214H241ZM252 213V214H251ZM230 214V215H229ZM238 214H239V216H238ZM242 216H241V215ZM99 215V216H100ZM118 215V214H117ZM233 215V216H232ZM6 216H7V218L8 217H10V218H12V216H13V214L11 213L10 215L8 214H6ZM227 216H228V219L230 218H234V220H233V218L229 221L228 219H227ZM230 216V217H229ZM232 216V217H231ZM235 216V217H234ZM239 219H241V220H239ZM57 221V220H56ZM238 221H236V222H238ZM231 222V223H230ZM60 225H63V224H60ZM59 225V223H58V225L57 226H60ZM65 226V225H64ZM66 226H67V224H66ZM79 227V226H78ZM58 228V227H57ZM56 228V230H59V229H57ZM243 228V227H242ZM241 228V229H242ZM257 229H259V226H257L256 227ZM61 229V228H60ZM80 229H82L81 227H79V231H80ZM244 229V228H243ZM261 229L262 230H264V227L262 228L261 226H260V229L258 230V232L259 231H261ZM90 230V229H89ZM88 230V231H89ZM208 231H209V229H208ZM249 231V230H248ZM57 232V231H56ZM127 232V234L129 235V234H131L130 232V230L129 229H127V231H125V233ZM129 232V233H128ZM210 233L212 232L211 230L209 231ZM264 232V231H263ZM118 233V232H117ZM124 233V234H125ZM213 233V232H212ZM211 233V234H212ZM247 233H252V231H251V229H250V232H247ZM260 234V236L262 235V234H264V233H262V232H259ZM262 233V234H261ZM126 234V235H127ZM54 235L56 236V237H58V235L57 234H55L54 233ZM115 235H117L118 237L121 235H118V234H116L115 233ZM122 235H123V233H122ZM125 235V236H126ZM258 235V236H259ZM69 236V235H68ZM130 236V235H129ZM129 236H126V237H128V238H130ZM259 236V237H260ZM117 237V239H119ZM122 237V236H121ZM124 237V236H123ZM123 238V239H127V238ZM216 237H218V236H216ZM258 237V238H259ZM72 239V238H71ZM122 240V239H121ZM256 242V243H255ZM254 242V244H252V246L254 247V248H258L259 246H260V242H261V240H257V241H255ZM79 243V244H78ZM78 243H76V244H72L71 245V247H72V250L71 251H73V253H75V254H78V253H83L84 254V256L82 255V253L81 254H78V260H77V262H72V263H70V264H83V262H84V264H87V263H89V261H90V258H95V260H96V258H97V256H95V254H94V251H92V250H90V249H92L91 247H90V245H87L86 246V248H88V246L90 247V251L87 249V251L88 252H90V253H88L87 251H86V248L84 249V247H83V244H80L81 242H78ZM53 244H55V246L57 245V243L55 242V243H53ZM53 244H51L49 247H51L52 246V250L54 249L53 247H55ZM257 244V245H256ZM259 244V245H258ZM74 245H76V246H74ZM82 245V246H81ZM78 246V247H77ZM81 246V247H80ZM203 246V245H202ZM48 247V248H49ZM57 247V246H56ZM77 248V250H78V248L80 249V248H82V249H80V250H78L77 252H75L76 251V248ZM42 248L41 250H40V257L41 258H39V257H35L36 259H34V260H28V262H29V264H36V262L38 261V262H43L44 264H56V263H54L52 260H50L51 259V256L52 255H54L56 252H57V248H55L54 250H53V254L51 253V248ZM74 248V249H73ZM259 249V248H258ZM43 250V251H42ZM75 250V251H74ZM85 252H84V251ZM45 252V253H42V252ZM55 251V252H54ZM261 251V250H260ZM264 251V250H263ZM263 251H261V253H263ZM51 253V254H50ZM86 253V254H85ZM94 254V255H93ZM222 254H224L223 252H222ZM38 256V255H37ZM87 258H86V257ZM92 256V257H91ZM106 258H105V260L107 261V259H108V261H110L109 259H111V257L110 256H105ZM84 258H86V259H84ZM84 259V260H83ZM85 260H86V262L87 263H85ZM95 260H92L91 259V262L94 264V261ZM98 260V262L97 263H95V264H99V262H100V264H105L104 262H102V260L103 261H105L103 258H102V260L101 259H97ZM96 260V261H97ZM81 261V262H80ZM105 261V262H106ZM53 262V263H52ZM80 262V263H79ZM102 262V263H101ZM164 262V261H163Z\"/></svg>", "mask_w": 264, "mask_h": 264}]
</instances>
